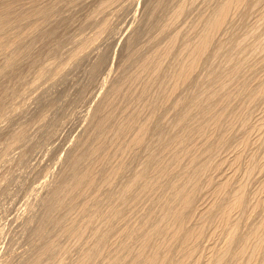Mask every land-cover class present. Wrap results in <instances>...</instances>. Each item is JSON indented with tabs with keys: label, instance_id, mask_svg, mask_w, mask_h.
I'll return each mask as SVG.
<instances>
[{
	"label": "rangeland",
	"instance_id": "374dc122",
	"mask_svg": "<svg viewBox=\"0 0 264 264\" xmlns=\"http://www.w3.org/2000/svg\"><path fill=\"white\" fill-rule=\"evenodd\" d=\"M27 1H29V0H27ZM26 1V3H25V1L23 2V1H21V2H23L24 4H26V5H24L23 6V8H24V10L25 11H23V14H24V12H25V14L27 13V12H30L31 10H29V9H31V7H30V3H28ZM41 1V0H40ZM44 1L45 0H43V3H44ZM49 1H51L50 2V4L52 3V2H54L53 0H49ZM49 1H45V2H47V3H49ZM59 3H56V8L54 9V11L52 10V12H51V14H50V19H48L49 18V16H47L48 18H44L43 17V19L45 20V21H48V22H46V24L45 23H43L44 21H42V19H41V16L39 17V16H37V18L39 17L41 20H39L38 21V19L37 18H35L36 16H32V18H30L29 20H31V21H29L28 19H25L26 21H27V23H26V21L24 22V25L22 26V25H18L19 27H21L22 26V28H20V31H18L19 29H18V27L16 26V27H14L13 29H11L12 31H14V33L12 32V35H11V32H10V34H9V37L10 38H14L15 37V40L17 41V40H19V43H17L16 41H14V39H12V41H10V42H12V44L14 45H12V44H10L9 43V45L10 46H12L11 47V50L9 49L8 50V47H7V49H4V51L6 50V55H5V53H4V51H1V52H3V53H0V264H35V262H36V260H37V258H36V256H38V257H40L39 255H41V257H43L44 255V257L42 258V259H40L42 262H40V263H38V264H57L56 262L57 261H59V259H60V262H63V264H78V262H80L81 261V257H84V255H85V253L83 254L82 252L84 251V252H87V251H89L90 249H92L93 247H94V244H95V242H96V235H95V238H93L94 237V233L95 232H103V231H106L105 229H107L106 228V225H105V223H106V219L108 220L109 218H107L109 215L107 214V213H109V212H107L108 210H110L109 208H111L112 206L111 205H113L114 204V206L116 205V206H118L120 203H123V202H121V201H119L120 200V195L122 194V190L124 189V188H126L128 185H129V183L131 182V181H133V179H134V177L138 174V173H141V172H143V171H146V176L144 177V179L145 178H150L151 176H149V174L150 175H153L152 177V180H154V178L156 177V178H160V176H156V175H154V173H155V171H157V163L156 164H154V161L153 160H149L150 158V155H151V151H156L157 153H154V152H152L153 154L152 155H157L158 153H159V151H160V147H161V145H162V141L160 142V144L158 143V142H156L155 140H156V138H154L155 136L154 135H156V137H157V140L159 139L160 140V138L161 137H163V136H166L165 138L166 139H168V137L170 136V134H171V132H173V131H175V132H177V129H175V126H176V122H174L175 120L177 121V118L181 115V113L184 111V106L187 104V103H189L188 101H189V99H191V101L192 100H194L193 99V97L195 98L196 96V93H202L203 91H205V90H207L208 89V85L209 84H207L209 81L211 82V81H213L212 79H209V81H208V79L206 78L207 77V75L205 76V74H207L206 72H208V73H210V72H214V71H217L218 69H219V71L218 72H220V70L222 71V69L225 67H227L226 65L228 64H226V62H225V65H223L224 64V62L223 61H226V60H228V56H227V51L225 52V45L226 46H228V44L229 45H232L231 47H229L228 46V48H229V50H231L232 48L234 49H237V44L239 45V43L236 41V39H235V37H239V38H241L242 40H243V38L242 37H244V36H246L247 38H249L247 35L250 33L253 37H255V38H253L252 36V38L250 39L249 38V41L251 40V41H253L254 39V43H248V42H245L243 45H239L238 47L241 49V47L240 46H242V48L245 50V52L244 51H242L243 49H241V52H244V54L247 52V54H245V55H247L246 57H245V55L243 54V56L241 55V58L242 59H244V61L242 62L241 60L242 59H237V61H238V63H239V60L241 61L240 63L241 64H243V65H241L242 67H243V69H242V67H241V69H242V74H241V72H240V74L239 75H241V77L239 76V75H237L238 76V78L237 79H235V82L232 84V82H230V84H229V87H231V88H229L230 89V93L231 94H233L232 96L233 97H236L237 98V95L238 96H240L239 97V100H237L236 98H235V100L234 101H236V102H234V104H233V106L232 105H230V108L228 109V112L229 113H232L233 115L236 113L234 110H233V108L237 111L238 109H239V111H240V113H238L239 114V119L236 121V127H234V125H233V127L232 128H234V132H232V134L233 133H235L236 131H237V134H236V136L237 137H235V136H233V135H231V134H225L224 135V133H226L225 131H227L228 129H225L226 128V125L228 126V123H231L229 120H230V118L233 120L232 121V123L234 124L235 122V120L238 118V117H236L235 115H234V117H233V115L232 114H229V113H227L228 115H231L232 117H226L227 119H229V120H227L226 118H224V119H226L227 121H229L228 123L227 122H225L226 120H224V121H222V122H224V123H227V124H224L223 123V125H222V129H223V127H225L224 129H225V131H224V129H223V134L221 133V131H222V129H221V131L218 129V131H214V132H216L215 134V137H213V135H214V132H212L213 130H211V133L209 132V134L208 135H210L211 134V137H213L215 140L217 139V141L219 142V139H220V137H224V139L226 140V142H229L230 143V145L228 146L227 145V143L226 142H224L223 144L224 145H227V146H222L223 148L224 147H226L225 149H223L221 146H219V145H221V144H217V145H215L216 144V142H211V141H209V143L210 144H214L213 145V149H212V146H211V148H209L210 147V145H206L205 146V144L207 143L208 144V141L206 142V139H204L205 140V142L206 143H204V145H201L200 143H202L203 144V140L201 139V138H199L198 139V137H197V139H196V137H195V139L196 140H194V137H193V143H192V139H191V141H190V144H189V147H191L192 145H194V151H192L193 152V154H195L197 151L199 152H203L202 153V155L204 154L205 155V153H206V155H207V151H209L208 149H210V152L208 153V157H207V160L205 159L204 160V158L206 157V156H202V159L204 160V161H207V163H205L206 165L208 164L211 168H215L216 169V166L217 165H219L220 164V166L223 168L222 170L221 169H217V171H219V172H216V173H214L215 171L213 170V169H211V171H209L210 169H209V167H208V171H209V173L211 174L212 173V176H206L207 174H203L204 175V177H205V179H203V178H201V177H203V175H201L200 177H199V179L201 178V180L202 181H204V183L205 184H210V182H211V184L210 185H212L211 186V188H210V186H209V184L207 185V186H209V188H210V190L209 191H205V189L206 188H208L205 184H203V183H201L202 181L201 180H199V188H200V186H202L201 184H203V189L201 190V188H200V190H201V192H200V190H198L197 191V193L196 194H198V192H199V196L198 195H196L197 197V199L195 198V200H194V204L195 205H193L194 206V208L195 209H193V212H192V210H191V212H192V214L190 213V219L188 218V221H192V222H190V223H192V226H191V224H190V227L191 228H196V229H199V227L198 226H200L201 225V221L202 222H206V224H209L210 225V223L212 222V221H214V222H212L213 223V225H212V228H213V230H212V228H210L211 226H209V225H207L208 226V228L206 227V224H205V227H206V229L207 230H203L204 232H205V237L203 236V240L205 241V242H203V240L201 241L200 240V238H199V241H201V242H199L198 243V240L197 241H195L194 242V244L196 245L195 247H197V248H195V249H198L199 248V246H200V248H201V245H202V248L199 250V251H197V250H195V251H192L193 253V256L195 257V256H197V257H195V262H196V260L197 259H199V260H197V262H199V263H201V264H207V261L208 262H210V260H211V258H209V256L211 255V256H213L214 255V251L215 250H213V251H211L212 250V248L214 249V247H218L217 249H219V251H220V248H221V245H222V247L225 245L224 243H225V240H226V237H227V235L226 234H224V233H228V230L226 229V228H224L223 227V225L222 226H220V223L218 224V222H217V220L219 221L220 219H218V217H216V219L217 220H214L215 219V215H213V217L214 218H212V215H211V217H209V218H207V216H208V214H207V216H205L204 215V213L203 212H201V210L202 211H206V210H208V204H210V206L209 207H211V205H213L214 204V202L213 203H211L212 201H214L215 200V196L213 197L212 196V194L213 193H211V191H213V189L214 188H217V187H214L213 186V183L212 182H214V184H215V180H216V183H220L221 184V181L224 179V180H226L227 182L229 181V182H231V183H233L234 182V184H236L235 182V180H237L240 176L246 181V179H247V183L249 184V185H247L246 184V182H241L242 184H243V186H244V183L247 185V187L249 188V190L251 191V192H253L255 189H257V190H255L254 192H253V194L251 193V192H249V190L247 189V187L245 188L246 189V195H248V197L246 196V200L248 201L249 199H250V201H251V198L249 197V196H251V194H252V200H253V198H255V196L258 198V200H262L263 202H264V198H261V197H264V189H262V188H264V169L262 168L263 166H262V164L264 165V161L262 162V160H264V130L263 131H261V128H260V126H259V123H260V120L264 117V96L262 97V95L264 94V93H261V92H264L261 88L263 87V89H264V86L262 85L261 86V83H259V80L261 79V77H262V79L261 80H264L263 78H264V76H262L263 74L262 73H264V72H261V70L263 71L264 70V65H261V64H264V52H262L261 54H259L258 53V51H256L257 52V54H256V56H255V54L252 56V55H250L249 53H251L252 51H250L249 50V48H248V46L249 45H251V47H250V49L251 48H253V44H255V42L258 44V42L259 41H261V42H263L262 41V39L264 40V34H262V32H264V23L263 24H261V26L259 25V24H257V26H256V24H254V22H255V20H256V22L255 23H261V21H264V17H262L263 16V13L262 12H264V8H262V7H264V0L262 1L261 0V2H260V4H258L257 6H259V7H257L256 6V9H253V6L255 5V4H253V6H252V9H253V11L255 12H251L250 14H249V12H248V10H244V12L246 11L247 13H245V14H249L248 16L247 15H245V16H247V17H245V18H242V19H239V17H240V13H243V12H241V11H243V9H244V7L245 6H247L248 5V9L250 8L251 9V7H250V4L251 3H255V2H258L259 0H251V2L250 1H247L248 3H246L247 5H245V6H242V10H240V12L239 13H235V12H237V11H233V13H232V15H234V13L238 16L239 15V17H236V16H233L234 17V21L232 20V16L230 17L231 19H230V23H232V24H229L228 23V21H227V23H228V28H227V26H224V27H226V29L225 28H222V29H225V30H223V31H228L227 32V34L225 33H221V32H223L222 31V29L220 30V32H218L219 33V37L216 35V37H215V42L216 41H221L223 38L225 39H223L220 43H224V51H223V49L221 50V51H223V57H225V56H227L228 58H226V60L225 59H223V57H222V54H221V56H220V54L217 52L218 51V45L220 44H217L216 45V43L214 42V46H212V47H215V45L217 46L215 49H213V48H211V50H210V52H212L211 53V56H209V57H214L213 59H214V61H213V59H212V62H213V64H215L216 62V59H217V57H218V55H219V57H222L220 60L219 59H217V63L219 62V64H222V65H220V66H224L223 68L222 67H220V68H218L219 67V65H217V63H216V67L215 66H213V64L212 63H210V65H209V62L208 61H210L209 60V58H206V59H208L207 61H206V65H204L205 64V61H203L202 62V65H200V69H202V68H204V66H205V68L203 69V70H201V71H205L204 72V74H203V72H201V71H199V70H197V72L194 74V76H197L196 78L197 79H199V81L196 79V81L195 80H193V78H192V80L193 81H191V83L193 82L194 83V85H193V83L191 84V83H189V84H187V85H185L186 86V88L184 87V86H182V89L180 88V90L181 91H179L181 94H179V92L177 91V93L180 95V96H184L185 95V90L184 89H186V92L188 91V93H186V94H188V95H186V98H182V97H180L178 94L175 96L174 94L175 93H170V96H167L169 93V91L171 92V88L169 87V86H172V81H170V79H169V76L171 75L172 76V74H173V72H172V70H176V68L178 67V64L179 63H177V62H180V61H177L176 59V61L177 62H173V64L175 63L176 64V66H175V64H174V66L176 67L175 69H174V66H173V69L171 68L172 66L170 65V61H175L174 59H172V57L170 56V58H168L169 59V62H167V59L165 60L166 61V63H167V65H165L164 63H163V65L166 67V66H168V70L169 69H172L169 73L168 72H165V71H167V70H165V67L163 66L162 68V71H160L159 73H161V77H160V75L158 76V75H154V76H158V78H156L155 77V79H157V81H159L158 83H161V81L162 80H164L165 79V77H166V73H168V74H170L171 72H172V74H170L169 76H168V79H167V82L168 81H170V82H166V80L165 81H162V82H166V84H164V83H161V84H164V85H166V87L165 86H163V87H161L163 90L164 89H166L167 90V94H166V90H160L159 88H160V86H162L161 84H156V86L154 85H152V83L150 82V84H151V86H148L147 85V83L145 82V78H147L148 79V77H149V73L151 74V76H153V71L151 70V69H147L146 71L145 70H143L144 68H143V65L145 64V61L148 59V58H150L149 57V54H150V56L152 55H155V56H160L161 54H162V51H161V53L160 54H158L157 55V52L159 51V50H161V49H159L158 50V48L160 47V48H165V50H166V47L168 46H165L166 44H169V43H167V42H169V37L168 36H172V35H176L177 33H182V35H181V37H180V39L178 40V42H184V45L186 44V45H188V39H190V36H192V32L194 33V34H196V32L198 33V30H199V28L197 27L198 25H199V22H197L196 20H197V18H198V20L200 21V20H202L201 21V23L200 24H202L201 25V29H202V27H203V24L204 23H202L203 22V19H204V13L206 14L205 15V17L207 16V18H208V16H209V18H210V15L212 16L214 13V11L216 10V6H214V5H220V0H153L154 1V3H155V5H156V3L159 1L160 2V4L161 3H164L165 2V4L166 5H164V6H166V7H164L163 6V4L161 5L162 6V8L164 7V11H166V13H165V16H164V14H163V12L164 11H161V13H160V11H158L160 14H157V15H159L158 17L157 16H155V13L157 12V11H154V10H156V8H157V6L159 5H154V7H153V4L154 3H151L152 2V0H121L122 1V3H121V1H119L118 2V0H115V1H117L118 2V4H117V2H116V4H115V8L112 10V8H113V4H112V2H115V1H112L111 2V4H110V7H107L106 9H109V10H106L107 12H103V13H105V14H101V16H100V13H102V12H99V9L100 8H98L97 6H98V1L100 2V0H84V4H83V0L81 1V0H68V2H67V0L65 1V0H62V1H59V0H57ZM75 3L74 5H72V4H68V3ZM78 1H80V3H76V2H78ZM93 1V2H92ZM102 1H105V0H102ZM192 1H194V2H192ZM214 1H215V4L213 5V3H214ZM218 1V2H217ZM222 1L223 0H221V3H222ZM39 2V1H38ZM56 2V1H55ZM82 2V3H81ZM158 2V3H159ZM172 2V3H171ZM186 2L187 3H189L188 5L186 4ZM192 2V3H191ZM206 4H205V3ZM207 2H210V3H207ZM211 2H212V4H211ZM263 2V3H262ZM23 3H16V7L15 8H18V11H17V13H19L20 15L22 14L21 13V10H23V8H21V6H22V4ZM41 3V2H40ZM39 3V4H40ZM47 3H45V5L47 4ZM123 5V6H121V4ZM149 3V4H148ZM181 3V4H180ZM183 3V4H182ZM185 3V4H184ZM191 3V4H190ZM218 3V4H217ZM18 4V5H17ZM21 4V5H20ZM50 4H48V5H46V6H51ZM55 4V3H54ZM59 4V5H58ZM65 4V5H64ZM86 4V5H85ZM125 4V5H124ZM130 4V5H129ZM197 4H198V6H197ZM209 4V5H208ZM20 5V8L21 9H19V6ZM31 5H32V3H31ZM44 4H42V6H43ZM75 5H77V6H75ZM118 5V6H117ZM172 5V6H171ZM182 5H186V6H184V7H188V9L190 10V11H187L188 13H187V15H186V13L184 12V15H182L181 17H182V20L180 19V18H178V19H175V21L177 22L178 20H179V22H172V21H174L173 19V16L171 15V14H173V12H174V8H175V10H176V8H178L179 6H182ZM205 5V6H204ZM261 5H263L262 7H260ZM37 6H40L41 7V4L40 5H38L37 4ZM55 6V5H54ZM65 6L67 7V8H65ZM75 6V7H74ZM148 6V7H147ZM171 6V7H170ZM178 6V7H177ZM193 6V7H192ZM214 7V9H213V7ZM53 7V6H52ZM59 7V8H58ZM61 7V8H60ZM64 7V8H63ZM153 7V8H152ZM167 7H170V8H167ZM200 7H201V9H200ZM63 8V9H62ZM97 8H98V10H97ZM146 8V9H145ZM150 8V9H149ZM161 8V7H160ZM162 8L161 9H159V7H158V9L159 10H162ZM168 10H167V9ZM193 8V9H192ZM209 8H210V11H209ZM218 8V7H217ZM59 9V10H58ZM71 9V10H70ZM153 10V12H154V14L152 15L153 17H150V15H151V13H150V11H152ZM166 9V10H165ZM172 9V10H171ZM187 9V8H186ZM185 9V10H186ZM198 9V10H197ZM206 9V10H205ZM245 9H246V7H245ZM250 9H249V11H250ZM251 9V10H252ZM258 9V10H257ZM17 10V9H16ZM19 10H20V12H19ZM58 10V11H57ZM98 12H97V11ZM149 10V11H148ZM263 10V11H262ZM92 11V12H91ZM100 11H102L101 9H100ZM169 13H168V12ZM206 11V12H205ZM239 11V10H238ZM262 11V12H261ZM94 12H95V15H94ZM97 12V13H96ZM149 12V13H148ZM152 12V13H153ZM190 12V13H189ZM192 12V13H191ZM210 14H209V13ZM257 12H258V14H257ZM52 13H54V14H52ZM145 13V14H144ZM194 13V14H193ZM201 13H202V16H203V18H202V16H201ZM254 13V14H253ZM22 14V15H23ZM28 14V13H27ZM99 16H98V15ZM148 14V15H147ZM166 14H168L167 16H166ZM171 15V17H169L170 15ZM196 14V15H195ZM198 14V15H197ZM209 14V15H208ZM262 14V15H261ZM52 15V16H51ZM90 15V16H89ZM162 15V16H161ZM174 15V14H173ZM242 15V14H241ZM88 16V17H87ZM97 18H96V17ZM107 16H109V17H107ZM146 16V17H145ZM155 16V17H154ZM188 16H189V18H188ZM201 16V17H200ZM244 16V15H243ZM243 16H241V17H243ZM52 17H53V19H52ZM62 17V18H61ZM94 17V18H93ZM149 17H150V20H149ZM161 17H163V19L165 20V22H166V20L168 21V24H169V22H172L175 26H173V27H171V25L170 24H172V23H170L168 26L169 27H171V28H169L170 29V31H169V33H168V31L167 30H169V29H165L166 31H167V36H166V31H165V34H162V33H164V30L162 31L160 28H162V27H164V28H168L167 27V25H164V23L165 22H163V19L161 18ZM166 17H167V19H166ZM171 18V20L169 19V18ZM235 17H236V19H235ZM250 17H251V19H250ZM254 17H255V20H254ZM258 17H259V19L261 20L262 18V20L260 21L259 19H258ZM102 18V19H101ZM118 18V19H117ZM143 18V19H142ZM148 18V19H147ZM153 18L156 20L155 21V23L153 24L152 23V20H153ZM195 18V19H194ZM202 18V19H201ZM207 18H205V21H207L208 19ZM35 19V20H34ZM61 19V20H60ZM83 19V20H82ZM107 19H108V21H107ZM112 19V20H111ZM159 19V20H158ZM162 21H161V20ZM207 19V20H206ZM238 19V20H237ZM247 19V20H246ZM250 19V20H249ZM34 20V21H33ZM37 20V21H36ZM99 20V21H98ZM106 21V22H103V21ZM158 20V21H157ZM170 20V21H169ZM188 20V21H187ZM241 20H242V22H241ZM259 20V21H258ZM31 22H36V23H34V25L35 26H38V28L40 27H44V26H39V23L40 24H42V25H44L45 24V28H46V26H51V28L52 27H54V28H52L53 30H55L54 32L53 31H47L48 32V34H47V32L46 31H44V30H46L45 28H39L41 31L43 30L44 32H36V27L33 25V23L31 24V26H32V28H31V26H30V23ZM53 21H54V24H52L53 23ZM57 21V22H56ZM115 21V22H114ZM147 21H149V22H147ZM183 21H184V23H183ZM186 21V22H185ZM196 21V22H195ZM238 21V22H237ZM250 21V22H249ZM42 22V23H41ZM59 22H61V23H59ZM90 22V23H89ZM103 22V23H102ZM107 22H109L108 23V25H104V26H109L108 28H107V30H105V28L102 26V24H105V23H107ZM191 22V23H190ZM196 23V24H198L197 26H196V24H193V23ZM233 22L235 23L234 25H233ZM239 22H240V24H239ZM247 22V23H246ZM51 23V24H50ZM55 23H56V25L57 26H54L55 25ZM111 23V24H110ZM151 23V24H150ZM180 23V24H179ZM250 23V24H249ZM254 25H253V24ZM22 24V23H21ZM48 24V25H47ZM152 25L151 27H150V25ZM165 24H167V23H165ZM172 24V25H173ZM239 24V25H238ZM242 24V25H241ZM246 24V25H245ZM71 25V26H70ZM84 25H85V27H84ZM124 25V26H123ZM156 25V26H155ZM158 25V26H157ZM190 25V26H189ZM192 25H194V27L192 26ZM226 25V24H225ZM252 25V26H251ZM33 26L35 27V31L34 30H32V29H34L33 28ZM93 26V27H92ZM166 26V27H165ZM176 26H177V28H176ZM180 26V27H179ZM193 27V29H192V31H190V27ZM200 26V25H199ZM57 27V28H56ZM104 28V29H101V28ZM150 27V28H149ZM182 27H184V28H182ZM198 29H197V28ZM245 27V28H244ZM250 27H251V29H250ZM252 27H253V29H252ZM257 29H256V28ZM262 27V28H261ZM28 28V29H27ZM30 28V29H29ZM48 28V30H50V27H47ZM196 28V29H195ZM233 28V29H232ZM242 28V29H241ZM260 28L262 29V31L260 30ZM114 29V30H113ZM140 29V31H138ZM143 29V30H142ZM176 31H175V30ZM185 29H186V31H185ZM201 29L199 30V33H200V31H201ZM232 29V30H231ZM249 29V30H248ZM32 30V31H31ZM93 30H94V32H93ZM98 30H105V31H102V32H100L99 33V31ZM137 30V31H136ZM153 30V31H152ZM159 30V31H158ZM160 30L162 31V32H160ZM203 30V29H202ZM245 30H246V32H245ZM248 30V31H247ZM251 30V31H250ZM253 30V31H252ZM257 32H256V31ZM259 30V31H258ZM34 31V33L36 32V34L34 35V33H32ZM37 31H39L38 29H37ZM92 31V32H91ZM178 31H180V32H178ZM50 32V33H49ZM137 32V33H136ZM160 32V33H159ZM175 32V33H174ZM189 33V34H187V33ZM232 32H233V34H232ZM241 32V33H240ZM243 32V33H242ZM249 32V33H248ZM254 32V34H257V36H254L252 33ZM39 33V34H38ZM45 33V34H44ZM98 33V34H97ZM133 33V34H132ZM152 33V34H151ZM158 33V34H157ZM174 33V34H173ZM185 33V34H184ZM197 34V36H199L200 34ZM201 33H202V31H201ZM258 33L261 35H258ZM31 34V35H30ZM33 34V35H32ZM40 34H42V37H41V35ZM92 34V35H91ZM100 34V35H99ZM159 34H160V36H159ZM161 34H162V38H161ZM223 34V35H222ZM229 34V35H228ZM237 34V35H236ZM245 34V35H244ZM18 35H21L22 36V38H24L23 40H22V38H21V36H19L18 37ZM30 35V36H29ZM104 35V36H103ZM115 35V36H114ZM155 35V36H154ZM164 35V36H163ZM184 35V36H183ZM241 35V36H240ZM243 35V36H242ZM89 36V37H88ZM99 36V37H98ZM134 38V40H133V38ZM222 36H223V38H222ZM226 36V37H225ZM228 36L231 38V37H233L234 39H235V41H236V43H235V41L234 40H230V38L227 40V38H228ZM25 37H27V39H25ZM54 37V38H53ZM95 37H97V38H95ZM167 37V38H166ZM173 37V36H172ZM171 37V38H172ZM184 38V41H180V40H183V39H181V38ZM189 37V38H188ZM192 37H194V38H192ZM191 37V40H190V43L193 45L194 43H195V40L198 38V37H196V35L194 36H192ZM263 37V38H262ZM16 38H18V39H16ZM21 38V39H20ZM45 38H46V40H45ZM80 38V39H79ZM117 38V39H116ZM131 38H132V40H131ZM188 38V39H187ZM219 38V39H218ZM237 39L239 42L240 41H242L241 39ZM259 38H261L260 40H259ZM85 39L86 40H88L89 41V43L87 44V47L86 46H84V45H86V44H83L84 43V41H85ZM95 39H97V40H95ZM151 39V40H150ZM159 41H158V40ZM161 39V40H160ZM164 39H167L166 41L164 40ZM193 39H195V40H193ZM11 40V39H10ZM33 42H32V41ZM92 40V41H91ZM110 40V41H109ZM129 40V41H128ZM138 40V41H137ZM150 40V41H149ZM162 40H164V41H162ZM188 40V41H187ZM259 40V41H258ZM20 41H22L21 43H23V45L22 44H20ZM97 41V42H96ZM156 41H158V42H156ZM191 41H193V43L191 42ZM225 41H228V43H225ZM230 41V42H229ZM245 41H247V40H245ZM258 41V42H257ZM31 42H32V44H31ZM35 42V43H34ZM77 42V43H76ZM86 42V41H85ZM131 42H135L134 44H132ZM139 42V43H138ZM143 42V43H142ZM156 42V43H155ZM177 42V43H178ZM232 42L233 43H235L234 45H235V47L233 46V44H232ZM243 42V41H242ZM137 43V44H136ZM181 43H179L177 46H175V49L177 50V47L181 44ZM190 43H189V45H190ZM218 43V42H217ZM31 44V45H30ZM94 46H93V45ZM127 44V45H126ZM146 44V45H145ZM183 44V43H182ZM240 44H241V42H240ZM246 44V45H245ZM29 45V46H28ZM46 45V46H45ZM119 45V46H118ZM137 45V46H136ZM140 45V46H139ZM157 47H156V46ZM186 45H185V47H186ZM245 45V46H244ZM248 45V46H247ZM10 46H9V48H10ZM17 46H19V50L20 51H22L23 52V49H24V54L22 53V52H20V51H18V52H14V50L15 51H17L18 50V47ZM28 46V47H27ZM61 46V47H60ZM83 46V47H82ZM130 46H131V48H130ZM148 46V47H147ZM246 46H247V48H246ZM34 47V48H33ZM84 47H86V49L84 48ZM127 47H129V48H127ZM139 47V48H138ZM141 47H142V49H141ZM145 47H147V49L145 48ZM182 47V48H181ZM23 48V49H22ZM50 48V49H49ZM73 48V49H72ZM84 48V49H83ZM136 48H138V49H136ZM156 48V49H155ZM179 48H180V50H179V52H181V49L183 50V45H181V46H179ZM228 48H226V49H228ZM238 48V49H239ZM14 49V50H13ZM27 49V50H26ZM32 49V50H31ZM55 49V50H54ZM59 49V50H58ZM75 49V50H74ZM78 49V50H77ZM128 49H130V50H128ZM133 51H132V50ZM141 49V50H140ZM155 49V50H154ZM232 50L233 52V54H239V53H236V51L238 50ZM240 49L237 51V52H240ZM246 49H248V50H246ZM29 50V51H28ZM54 50V51H53ZM70 50V51H69ZM73 50V51H72ZM81 50V51H80ZM149 50V51H148ZM152 52H151V51ZM158 50V51H157ZM162 50H164V49H162ZM252 50V49H251ZM10 51L12 52L11 54H10V57H11V55H14V56H12V58L11 59H9L10 57H9V53H10ZM28 51V52H27ZM36 51H38V52H36ZM78 51V52H77ZM131 51V52H130ZM135 51V52H134ZM146 51V52H145ZM149 53H148V52ZM178 51V50H177ZM177 51H173V53L172 54H178V53H176ZM220 51V52H221ZM234 51H235V53H234ZM255 51V50H254ZM253 51V52H254ZM21 54H20V53ZM27 52V53H26ZM60 52V53H59ZM75 52V53H74ZM83 52V53H82ZM86 52V53H85ZM132 52H134V53H137V52H139V53H137V56H136V58H138V59H136L135 58V55H131V53ZM144 52V53H143ZM164 52V51H163ZM215 52V53H214ZM229 52V51H228ZM253 52H252V54H253ZM79 55V56H76V58H75V55H77V54ZM118 53V54H117ZM142 53V54H141ZM153 53V54H152ZM155 53V54H154ZM218 55H217V54ZM231 53V51H230V54L232 55V57L234 56L233 54ZM255 53V52H254ZM3 54V55H2ZM20 55V57H19V59L21 58V62H20V64L19 65H17L16 66V68H15V65L16 64H11V62H9V61H13L14 59V57H15V59L16 60H14V61H18V56ZM23 54V55H22ZM70 54H71V56H70ZM127 54V55H126ZM130 54V55H129ZM171 54V55H172ZM180 54V53H179ZM210 54V53H209ZM215 54L217 55V57H215ZM226 54V55H225ZM263 54V55H262ZM18 55V56H17ZM25 55V56H24ZM27 55V56H26ZM147 55V56H146ZM229 55V54H228ZM230 55V56H231ZM237 55L235 56V57H237ZM240 55H238V57L240 56ZM7 56V57H6ZM41 56V57H40ZM70 56V57H69ZM73 56V57H72ZM103 56V57H102ZM126 56V57H125ZM131 56V57H130ZM134 56V57H133ZM152 56H151V58H152ZM154 56V57H155ZM172 56H175V55H172ZM248 56L250 57V56H252L251 58H248ZM259 56H261V57H259ZM147 59H146V58ZM176 57H177V55H176ZM237 57V58H238ZM259 57V58H258ZM2 58V59H1ZM5 58V59H4ZM72 58H73V60H72ZM80 58V59H79ZM88 58H89V60H88ZM100 58V59H99ZM139 58H140V60H139ZM175 58V57H174ZM246 58H248V59H246ZM252 58H254V59H252ZM256 58V59H255ZM263 58V59H262ZM9 59V60H8ZM126 59H127V61H126ZM144 59H146L145 61H144ZM172 59V60H171ZM178 59H179V57H178ZM27 60V61H26ZM49 60H50V62H49ZM76 60V61H75ZM131 60V61H130ZM132 60H134V61H132ZM223 60V61H222ZM229 60H231V59H229ZM233 60V62H235L234 61V59H232ZM250 60L253 62H250ZM4 61V62H3ZM130 63H129V62ZM137 61V62H136ZM144 61V62H143ZM164 61V62H165ZM236 61V62H237ZM255 61V62H254ZM27 63V65H26V63ZM47 62V63H46ZM121 62V63H120ZM125 62V63H124ZM127 62H128V64H127ZM211 62V61H210ZM222 62V63H221ZM228 62V61H227ZM232 62V61H231ZM235 62V63H236ZM245 62H246V64H245ZM261 62V63H260ZM9 65H8V64ZM13 63V62H12ZM15 63V62H14ZM18 63V62H17ZM34 63V64H33ZM52 63V64H51ZM74 63V64H73ZM169 63V64H168ZM249 63V64H248ZM50 64V65H49ZM71 64V65H70ZM120 64V65H119ZM132 64H134V65H132ZM141 64V65H140ZM171 64H172V62H171ZM229 64H231L230 63V61H229ZM228 64V67L230 66ZM259 64V65H258ZM7 66L6 67V69H7V73H6V71H4L5 70V67L4 66ZM10 65H12L11 67H9ZM24 65V66H23ZM53 65V66H52ZM132 65V66H131ZM137 65V66H136ZM211 66L212 65V67H210V69H208L206 66ZM232 65H233V63H232ZM231 65V66H232ZM249 65V66H248ZM14 66V67H13ZM46 66H48V67H46ZM77 66V67H76ZM123 66V67H122ZM134 66H136V67H134ZM140 66V67H139ZM218 66V67H217ZM255 66H258V67H255ZM29 67V68H28ZM45 67H46V69H45ZM50 67V68H49ZM82 69H81V68ZM121 67V68H120ZM138 67V69H140L141 67L143 68L142 70L143 71H140L141 72V74H140V72H138L139 73V75L141 76H139L136 72L137 71H139L138 69H134V68H137ZM170 67V68H169ZM249 67V68H248ZM60 68V69H59ZM64 68V69H63ZM207 68V69H206ZM222 68V69H221ZM224 68V69H225ZM230 68V67H229ZM244 68H245V71H244ZM257 68V70L255 71L254 69H256ZM262 68V69H261ZM14 69V70H13ZM16 69V70H15ZM19 69V70H18ZM52 69V70H51ZM249 69V70H248ZM22 70V71H21ZM25 70V71H24ZM43 70V71H42ZM61 70V71H60ZM64 70V71H63ZM163 70H165V71H163ZM210 70H212V71H209ZM227 70V69H226ZM16 73H15V72ZM136 71V72H135ZM148 71H150V72H148ZM228 71V70H227ZM247 71V72H246ZM249 71H251V72H249ZM4 72H5V74H4ZM18 72V73H17ZM23 72V73H22ZM40 74H39V73ZM47 72V73H46ZM61 72V73H60ZM116 72V73H115ZM122 72V73H121ZM136 73V75H138V76H136L135 74V76L134 75H132L133 73ZM175 72V71H174ZM202 73V74H200V73ZM217 72V73H218ZM223 72H226L225 70L223 71ZM244 72V73H243ZM259 72H260V74H259ZM147 73V74H146ZM164 73H165V75H164ZM200 74V78H203V76L205 77V78H203L205 81H206V79H207V83L205 82V81H203V79H202V81H201V79L200 78H198V74ZM246 73H250V74H246ZM3 74V75H2ZM13 74V75H12ZM42 74H44V76L42 75ZM56 74V75H55ZM121 74V75H120ZM130 74H131V76H134L133 78H134V80H132V78H131V76H130ZM211 74V73H210ZM254 74H256V75H254ZM15 75H17V76H15ZM41 75V76H40ZM123 75H129V77L127 76L126 77V79H125V76L123 77ZM146 75V76H145ZM162 75H163V78H162ZM201 75H202V77H201ZM222 75V74H221ZM220 75V77H218V80L220 79L221 81H215V80H217V79H214V81L215 82H217L218 83V85L222 82V83H224L227 79H226V77L224 76V75H222L221 76ZM242 75H244V76H242ZM253 77H252V76ZM260 75V76H259ZM7 76V77H6ZM10 76V77H9ZM13 76V77H12ZM40 78H39V77ZM48 76V77H47ZM102 76V77H101ZM142 76H144V77H142ZM150 76V77H151ZM154 76L153 77H149L150 79H151V81L153 82V84L154 83H156L157 81L156 80H154ZM170 76V77H171ZM225 77V79L226 80H224V77ZM246 76H248V78L246 77ZM58 77V78H57ZM89 77V78H88ZM136 77H139V78H136ZM222 77V78H221ZM250 77V78H249ZM256 77V78H255ZM258 77H259V79H258ZM13 78V79H12ZM127 78H129V80L127 79ZM130 78H131V80H130ZM152 78H153V80H152ZM160 78V80H161V78H162V80L160 81V80H158ZM167 78V77H166ZM195 78V77H194ZM210 78V77H209ZM236 78V77H235ZM246 78V80H244ZM255 78V79H254ZM19 79V80H18ZM51 79V80H50ZM57 79V80H56ZM136 79H139L138 81L136 80ZM257 79H258V81H257ZM38 80V81H37ZM49 80V81H48ZM128 80V81H127ZM137 82H136V81ZM142 80V81H141ZM144 80V81H143ZM149 80V79H148ZM148 80H147V82H148ZM236 80H238V81H236ZM245 81V82H243L244 84H247V85H245V88L248 86V88L250 87V89L252 90V88H253V90L256 92H258V91H260V89L262 90L261 92H259V93H257L258 95L259 94H261V96L259 97L255 92H254V94L251 92V91H249L248 90V88H247V90L249 91V95L247 94V95H242L241 96V88L243 87L244 88V84L242 83V81ZM261 80H260V82H261ZM43 81V82H42ZM155 81V82H154ZM198 81V82H197ZM229 81V80H228ZM126 82H127V85L128 86H130V87H128L127 85H121V84H126ZM129 82V83H128ZM139 82V83H138ZM142 82V83H141ZM145 83V85L148 87L147 88V91H148V96H147V93H144V89H146V86L145 85H143L144 83ZM148 82V83H149ZM253 84H252V83ZM262 82H264V81H262ZM100 83V84H99ZM134 83V84H133ZM136 83V84H135ZM169 83H170V85H169ZM197 83H199V85L197 84ZM201 83H203L204 85H206V87H207V89H206V87H205V90H204V88H203V86L201 85ZM214 83V82H213ZM212 83V84H213ZM42 84V85H41ZM142 84V85H141ZM149 84V85H150ZM199 86V87H201V90H202V88H203V90L201 91H199L198 92V90L197 91H195V89L198 87L197 85ZM211 84V83H210ZM215 85H217L216 83H214ZM241 84H243V85H241ZM255 84V85H254ZM258 84L260 85V87H258ZM263 84V83H262ZM53 85V86H52ZM55 85V86H54ZM115 85L118 87V88H122V89H120V91L116 94L115 92H114V87H115ZM121 85V86H120ZM132 85H134V86H132ZM157 85L159 86V87H157ZM168 85V86H167ZM189 85H190V88H191V85H192V87L194 86H196L195 88H194V91L195 92H193L192 91V89L193 88H189ZM201 85V86H200ZM213 86V85H209V88L211 87L212 88V90L214 89V87H216V86ZM232 85V86H231ZM250 85V86H249ZM39 86V87H38ZM138 86V88H136ZM139 86H140V88H139ZM142 86L144 87L143 89H142ZM154 88H153V87ZM213 86V87H212ZM242 86V87H241ZM34 87V88H33ZM48 87V88H47ZM112 87V88H111ZM117 87H115V88H117ZM149 87H151L150 88V91H151V89L154 91V89H155V87H156V89H157V92H158V94H157V92H156V90H155V95L153 94V91H151L152 92V94H153V96H156L157 97V95L158 96H160L161 97V95L163 96V94H165V96H163V100H164V98H168L169 97V99H170V97L171 96H175L174 97V99H175V101H174V99H173V97H171V99H173L172 101L174 102L173 104H176L177 102H180V101H185L184 99H186V100H188L187 101V103H185V105H183V106H181V109H182V107H183V111H181L180 110V108L178 107H176L177 108V111H176V109H174L175 107H174V105H172L173 107H171V109H170V106H169V104H171L172 103V101H171V99H170V101H169V99L166 101V99L164 100L165 101V103L167 104V103H169L167 106H168V108H167V106H165V109H167L169 112H170V110L171 111H173L174 110V112H173V115H172V120H174L173 122H172V120L170 121V120H166V118H169V117H167V116H171V114H169L168 115V111L166 110L165 111V109H164V104L165 103H162V97H161V100H160V97H159V99L157 100V99H153L154 101H152V95H151V93L149 92ZM199 87L197 88V89H199ZM218 87V86H217ZM234 87V88H233ZM128 88V89H127ZM210 88V89H211ZM105 89V90H104ZM126 91H125V90ZM130 89V90H129ZM135 89V90H134ZM136 89H138V90H136ZM168 89H169V91H168ZM210 89H209V91H210ZM236 89V90H235ZM239 89V90H238ZM6 90V91H5ZM129 90V91H128ZM141 92H140V91ZM252 90V91H253ZM122 91V92H121ZM136 91V92H135ZM146 91V92H147ZM4 94H3V93ZM96 92V93H95ZM112 92H114V93H112ZM143 92V93H142ZM190 92H191V94L192 93H194V95H191L190 94ZM206 92V91H205ZM208 92V91H207ZM236 92V93H235ZM252 94H251V93ZM38 93H40V94H38ZM120 93H124V94H120ZM126 93V94H125ZM137 93H139V95H141V94H144V96H146L145 98L144 97H139V95L137 96H134V98L135 97H139L138 99L137 98H135V100L134 99H132V98H130V95H135V94H137ZM149 93H150V96H149ZM184 95H183V94ZM8 94V95H7ZM10 94V95H9ZM109 94H113V95H109ZM117 95V97L115 96V95ZM146 94V95H145ZM160 94V95H159ZM172 94V95H171ZM197 94V95H198ZM199 94V95H200ZM234 94H235V96H234ZM256 94V95H255ZM167 96V97H166ZM178 96H179V99L181 98L182 100H180L179 101V99H178ZM190 96V98H187V97H189ZM191 96H193V97H191ZM245 96V97H244ZM7 97V98H6ZM89 97V98H88ZM107 97V98H106ZM114 97H115V99H114ZM131 97H133V96H131ZM149 97V98H148ZM262 97V99H261V101H260V98ZM144 98V101L142 100ZM247 99L246 101L248 102V100H250L248 103L247 102H245V100L244 99ZM254 98H258V100L257 99H254ZM106 99H107V102H105L106 101ZM109 99H113V100H109ZM119 99V100H118ZM129 99V100H128ZM148 99H150V100H148ZM242 99V100H241ZM16 100V101H15ZM109 100V101H108ZM123 100V101H122ZM138 100H140V101H142V102H144V103H142V102H138ZM146 100V101H145ZM149 102H148V101ZM160 100V101H159ZM255 100V101H254ZM60 101V102H59ZM190 101V102H191ZM232 101H233V99H232ZM242 101H244V102H242ZM3 102H5V104L3 103ZM17 102H19V103H17ZM117 102L119 103V105L117 104ZM120 102H121V104H120ZM138 102V103H137ZM162 103V105H161V103ZM250 102L252 103V105L250 104ZM253 102H255V103H253ZM260 102V103H259ZM42 103V104H41ZM107 103V104H106ZM114 103V106L112 105ZM122 103H124V105H122ZM130 103V104H129ZM132 103V104H131ZM140 103V104H139ZM149 103V104H148ZM154 103V104H153ZM156 103H158V104H156ZM159 103H160V105L162 106H160L159 105ZM183 103V104H184ZM233 102H231V104H232ZM242 103H243V105L245 104L246 105V103H247V106L250 104V108L249 107H247V106H245L246 108H247V110H246V108H244V107H242L243 105H242ZM108 104H110V105H108ZM133 104H139V106H135V105H133ZM150 104H152V107L155 105L156 107H158L159 108V106H160V109H159V112H157L158 111V109H157V111H155V112H157V115L155 114V112H154V109L156 110V107H153V108H151V106H150ZM256 105V106H254V105ZM100 105V106H99ZM109 107H111L112 108V111L111 112H109L110 111V107L108 108L107 106ZM126 105V106H125ZM132 105V106H131ZM147 105V106H146ZM157 105H159V106H157ZM96 106V108H94ZM104 106V107H103ZM134 106V107H133ZM233 108H232V107ZM238 106V107H237ZM252 106V107H251ZM259 106V107H258ZM106 107H107V109L108 110H106ZM240 107H242V108H240ZM114 108V109H113ZM146 108V109H145ZM148 108V109H147ZM173 108V109H172ZM102 109V110H101ZM119 110V113L117 112L118 110ZM140 109V111H138V112H133V110H139ZM150 109H151V111H150ZM162 109V110H161ZM164 109V110H163ZM186 109V108H185ZM80 110V111H79ZM97 110H100V111H97ZM116 110V111H115ZM161 110V111H160ZM178 110L180 111L179 113H177L178 112ZM241 110L242 111H244V113L243 112H241ZM256 110V111H255ZM102 111H103V114L101 115V113H102ZM120 111H121V113L122 114H124L125 112H126V115L124 114V117H125V119H126V116H127V114H128V116L129 117H127V122L129 121V119L131 120L132 118V120H131V123H130V126H132V125H134V126H132V127H130L129 128V124H125V123H127V122H124L123 120H125L124 119V117H123V115H122V117H121V115H120ZM122 111H124V112H122ZM142 111V112H141ZM144 111H145V114H143L144 113ZM146 111H147V113H149V111L150 112H152V114L154 113L155 114V117L157 116H161V118H164V116H165V118L164 119H161L160 118V122L159 121H157L156 119H157V117L156 118H154V114L153 115H151L150 113H149V115L146 113ZM162 111L163 112H165V114L164 113H162ZM232 111H234V112H232ZM255 111V112H254ZM257 111H258V114H257ZM54 112V113H53ZM100 112V113H99ZM107 112V113H106ZM118 113V116H117V113ZM238 112V111H237ZM245 112H247L246 114H245ZM83 113V114H82ZM110 114V116L112 117V114H113V117H115V118H111L110 116H109V114ZM116 113V114H115ZM137 113H139V116L140 117H143V118H140V117H138V114ZM140 113H142V114H140ZM171 113V112H170ZM196 113V112H195ZM194 113V116H197V117H195V118H197V120H200V119H202L203 117L201 116V114H200V111H197V113L195 114ZM245 114V116H244V120L245 121H247L249 118V120L247 121V123L246 122H243V123H241L242 125H240V122H241V120L240 119H242L243 120V115ZM252 113V114H251ZM256 113V114H255ZM79 114V115H78ZM105 114V115H104ZM106 114H108V115H106ZM240 114H241V117L242 118H240ZM249 114V115H248ZM260 114V115H259ZM88 115V116H87ZM100 117H99V116ZM103 115H104V117L105 116H109V119L111 118V121H107V124H106V126H105V130H103L102 129V131L100 130V128L98 127L99 125H97L98 124V120H101V119H103L104 117H103ZM115 115V116H114ZM146 115V116H145ZM174 115H175V117H174ZM179 115V116H178ZM199 115V116H198ZM227 115V116H228ZM248 115V116H247ZM256 115V116H255ZM259 115V116H258ZM263 115V116H262ZM8 116V117H7ZM90 116V117H89ZM97 116V117H96ZM148 116V117H147ZM151 116V117H150ZM159 116V117H160ZM163 116V117H162ZM193 116V117H194ZM12 117V118H11ZM98 117L100 118V119H98ZM146 117V118H145ZM159 117H158V119H159ZM200 119H199V118ZM236 117V119L234 120V118ZM252 117H253V119H252ZM262 117V118H261ZM123 118V119H122ZM135 118L136 119H138V120H135ZM148 118V119H147ZM155 119V120H153V122L154 121H157V123L155 124V123H153V122H151V131L154 129V128H152L153 127V124H155V126H158L157 127V129L155 128L151 133H149V138H148V136H147V138L148 139H145V140H149V141H145L144 143H143V145H141V146H138V147H135L134 145H132V147L134 146L135 147V149L137 150H135L134 148H129V147H131V145L129 144V143H131V142H129L130 140H128V138L129 139H131L132 141H133V136L134 135H136V133H137V128H138V126H139V123H140V125H141V123L143 124V122L145 123V122H147L148 120H150V119ZM112 119H117V121H116V124L115 123H113V121L114 120H112ZM143 120V122H142V120ZM252 119V120H251ZM258 119V121H256ZM10 120V121H9ZM45 120V121H44ZM161 120H162V124H163V126H164V128H163V126L161 125ZM165 120H166V122L167 121H169V122H167V124L166 125H164L165 124ZM194 121H192V122H194V123H197V120L196 119H193ZM196 120V121H195ZM204 119H202V121H203ZM240 120V121H239ZM243 120V121H244ZM126 121V120H125ZM135 121V122H134ZM139 121H141V122H139ZM239 121V122H238ZM250 121V122H249ZM251 121H252V123H251ZM262 121H264V118L262 119ZM261 121V123H263ZM3 122V123H2ZM115 122V121H114ZM119 122V123H118ZM133 122H134V124H133ZM160 124H159V123ZM198 122H201V120L200 121H198ZM109 123H111V126L113 125V127H111L110 126V124ZM136 123V124H135ZM138 123V124H137ZM170 123H172V124H170ZM231 123V124H232ZM246 123V124H245ZM257 123V124H256ZM261 123H260V125H261ZM94 124V125H93ZM118 124H120V126L121 127H125V128H127L126 130L124 129V133L123 132H119V128H120V126L118 125ZM132 124V125H131ZM158 124V125H157ZM168 124H170V125H172V127H168L167 125ZM254 124V125H253ZM256 124V125H255ZM96 125V127H94ZM225 125V126H224ZM230 125V124H229ZM244 125V126H243ZM245 125H249V126H246V128H245ZM263 125V124H262ZM261 125V126H262ZM115 126V127H114ZM127 126V127H126ZM240 126V127H239ZM253 128H255V129H253ZM92 127H93V131H95V133L93 132V131H91L92 130ZM137 127V128H136ZM162 127V130L164 129V131H166L165 129H167V127L170 129L169 131H166V133L164 132V131H162L161 129H159V128H161ZM229 127V126H228ZM241 127L243 128H245L246 130H244V128L242 129V130H240L241 129ZM98 128V129H97ZM110 128H112L111 130H110ZM113 128H116V129H114L113 130ZM132 128V130H131V132L132 131H134V132H130V130H128V129H131ZM171 128H172V130H171ZM211 129H212V127H210ZM232 128H231V130H232ZM249 128V130H247ZM260 128V129H259ZM135 129H136V131H135ZM262 129H264V126L262 127ZM101 132V133H99V131ZM115 130H118V132H119V134L121 135V137L119 136V139H121L120 140V142L118 141V138L117 139H115L114 140V143H113V145L115 144V142L117 141V144H115L114 145V149H112L113 148V146L111 147V142H110V144L111 145H109V143H108V140L110 141L111 140V138L110 137H116L117 135H113V132L115 131ZM160 130H161V132H160ZM230 130V131H231ZM240 130V131H239ZM250 130H251V134H247V133H250ZM262 132V134H263V139H262V135H261V132ZM86 131H88V132H86ZM97 131V132H96ZM111 131H112V133H111ZM126 131H129V133L127 132L126 134H130V136L127 138V136L128 135H125V132ZM154 131H156V132H154ZM158 131V132H157ZM229 130L227 131V132H229V133H231ZM239 131V132H238ZM245 131H246V133H245ZM256 131V132H255ZM258 131H259V133H258ZM24 132V133H23ZM91 132V133H90ZM163 132L165 133V135L163 134ZM170 132V133H169ZM218 132V133H217ZM17 133V134H16ZM20 133H22L21 135H23V137H22V139L23 140H21V137L19 136V134ZM48 133V134H47ZM89 133V134H88ZM114 133H116V131L114 132ZM123 133V134H122ZM156 133V134H155ZM168 133V134H167ZM244 135H243V134ZM96 134H98L97 136H96ZM103 136H101V135ZM118 134V133H117ZM213 134V135H212ZM219 134V135H218ZM222 134V135H221ZM253 134V135H252ZM257 134H258V136H257ZM259 134H260V136H259ZM15 135V136H14ZM94 136V138H92L93 136ZM112 135V136H111ZM131 135H132V137H131ZM153 135V136H152ZM157 135H163V136H161L160 138L157 136ZM167 135H169V136H167ZM174 135V134H173ZM173 135H171V137L173 136ZM226 135H228V136H226ZM229 135H231V136H229ZM243 135V136H242ZM247 135H249V137H250V139L252 140H248V138L249 137H247ZM252 137H251V136ZM106 136V137H105ZM240 136V137H239ZM15 137V138H14ZM17 137H18V139H17ZM85 137L87 138L88 137V139H85ZM95 137H97V138H95ZM100 137V138H99ZM118 137V136H117ZM126 137V138H125ZM131 137V138H130ZM170 137V138H171ZM235 137V138H234ZM242 137V138H241ZM246 137V138H245ZM254 137H256L255 139H253ZM154 138V139H153ZM164 138V139H165ZM169 138V139H170ZM232 138V139H231ZM258 138H261V141L258 139ZM20 139V140H19ZM97 139H100V140H102V141H100V140H97ZM104 139H106V140H104ZM152 141H151V140ZM227 139H228V141H227ZM235 141H234V140ZM244 141H242V140ZM246 139H247V142H246ZM256 139H258L259 141H257ZM19 140V141H18ZM80 140V141H79ZM95 140H97V141H95ZM126 140L128 141V142H126ZM154 140V141H153ZM162 140V139H161ZM198 140V141H197ZM215 140H213L212 139V141H215ZM254 140H255V142H254ZM11 141H13V142H11ZM16 141V142H15ZM57 141V142H56ZM196 141V142H195ZM237 141V142H236ZM240 141H242V142H240ZM259 142V145H260V142L262 143L260 146L258 145V143L257 142ZM90 142H91V144H90ZM98 142H100V143H98ZM107 142V143H106ZM146 142H148V143H146ZM153 142V143H152ZM217 142V143H218ZM236 142V143H235ZM246 142V143H245ZM14 143V144H13ZM16 143V144H15ZM83 143V144H82ZM95 143H96V145H95ZM101 143H103L102 145H101ZM121 144V145H119V144ZM159 145H158V144ZM192 143V144H191ZM235 143V144H234ZM238 143H245V144H247L248 146H249V148H248V146H246V145H243L244 146V148H245V146L247 147V149L245 148V150H243V148L240 146V144H238ZM252 143L253 144H255L256 143V145H254V146H252ZM14 146H13V145ZM105 144V145H104ZM132 144V143H131ZM201 145L203 148H204V151H203V149H202V147H200V149H199V147L197 146V145ZM222 144V145H223ZM251 144V145H250ZM19 145V146H18ZM81 147H80V146ZM95 145V146H94ZM100 147H99V146ZM117 145H119L120 147H121V149H118V148H120L119 146H117ZM156 145L157 146H159L158 147V149H155L154 148V146L156 147ZM196 145V146H195ZM199 145V146H200ZM237 147H236V146ZM18 146V147H17ZM94 146V147H93ZM102 146V147H101ZM103 146H104V148H103ZM124 146H125V148H124ZM129 146V147H128ZM207 147V148H205V147ZM215 146V147H214ZM240 146V147H239ZM251 146V147H250ZM257 146V147H256ZM75 147V148H74ZM85 147V148H84ZM107 147V148H106ZM109 147H111V150H115V152L117 151V156H116V158H115V156H111V155H113L114 154V151L112 152V153H110V152H108V150H110L109 149ZM118 147V148H117ZM142 149H141V148ZM148 147V148H147ZM189 147H188V150H191V149H193L192 147L189 149ZM217 147H219V148H221V149H223V150H220V149H217ZM231 147H233V148H231ZM84 148V149H83ZM88 148V149H87ZM92 148V149H91ZM95 148H96V150H95ZM99 148V149H98ZM101 148V149H100ZM105 150H103V149ZM196 148V149H195ZM238 148V149H237ZM241 148V149H240ZM83 149V150H82ZM92 151V154H90L91 153V151ZM133 149V150H132ZM139 149V150H138ZM141 149V150H140ZM154 149V150H153ZM216 149V150H215ZM228 149H230V150H228ZM234 151H236V152H234ZM239 149L240 150H243L244 152H239V153H241L240 154V156L241 155H243V158L241 157L240 158V165H239V162H238V160H239V155H238V157H236V154H237V152L239 151ZM255 149V150H254ZM78 150V151H77ZM88 150V151H87ZM99 150H101V151H99ZM119 150V151H118ZM133 152H132V151ZM135 150V151H134ZM207 150V151H206ZM215 150V154L216 153H218V152H216V151H218L219 150V152L220 153H222V154H220L219 156V158H218V156L216 155V158H218V159H216L215 157H214V153L212 152V151H214ZM233 151V153H232V151ZM238 150V151H237ZM252 150H253V153H252ZM262 150V151H261ZM14 151V152H13ZM77 151V152H76ZM87 151V153H85V152ZM96 151V152H95ZM98 151V152H97ZM122 151V152H121ZM130 151V152H129ZM145 151V152H144ZM148 151V152H147ZM222 151H224V152H222ZM225 151H226V153H225ZM228 151V152H227ZM229 151H231V152H229ZM247 151V153H245ZM259 151V152H258ZM81 152H84V153H81ZM90 152V153H89ZM108 152V154H107V156L105 155V153H107ZM120 152V153H119ZM123 152H125V153H123ZM191 152V151H190ZM191 152V153H192ZM80 154L81 153V155L80 156H78V154ZM89 153V154H88ZM100 153V154H99ZM102 153V154H101ZM109 153H110V155H109ZM132 153V154H131ZM144 153V154H143ZM149 153H150V155H149ZM213 153V156L211 155V154ZM224 153V154H223ZM229 153L231 154V156L230 157H228L229 156ZM236 153V154H235ZM238 153V154H239ZM243 153V154H242ZM255 153V154H254ZM75 154H77V155H75ZM84 154H86V155H84ZM94 154V155H93ZM98 154V155H97ZM104 154V156H102ZM124 156H123V155ZM127 154V155H126ZM136 154V155H135ZM168 154V153H167ZM165 155V154H162V159L166 162L165 164V166H167V167H171L172 166V164H173V158L170 156V155ZM170 154V153H169ZM198 154V153H197ZM195 155L196 157L197 156H199V157H201V155H200V153L198 154V155ZM226 154V155H225ZM228 154V155H227ZM234 156H233V155ZM245 154H246V156H245ZM253 154V155H252ZM262 154V155H261ZM70 155V156H69ZM83 155V156H82ZM92 155V156H91ZM108 155L109 156H111V157H114L115 159H109L110 157H108ZM118 155H120V156H118ZM122 155V156H121ZM151 155V156H152ZM211 155V156H210ZM223 155V156H222ZM250 157H249V156ZM252 155V156H251ZM74 156V157H73ZM76 156H77V159H76ZM86 156V157H85ZM89 156V157H88ZM98 156H100V157H98ZM130 156V157H129ZM168 156H170L171 158H169V159H167L168 158ZM189 156V155H188ZM194 156V155H193ZM194 156V157H195ZM256 157V159L254 158V157ZM81 158L82 160H78V158ZM85 157V158H84ZM90 157H92V158H95V159H92V158H90ZM103 157V158H102ZM146 157V158H145ZM211 157L212 158H215V159H212V160H214V163L216 164V162H217V164L216 165H213V163L211 164V162L210 161H212L211 160ZM223 157H225V158H223ZM232 157V158H231ZM236 157V159L238 158V160H236V159H234V160H236V162H237V164H236V162H235V164L232 166V168L234 169V167H236L237 169H232V168H230L231 167V164H232V160H233V158H235ZM84 158V159H83ZM101 158L102 159H105V162H106V160L107 159H109V161L111 160V161H113V162H111L110 161V163H109V161H108V164H110V166H107V163H105L103 160H101ZM117 158H118V160H117ZM122 158V159H121ZM126 158V159H125ZM148 158V159H147ZM187 157H184V163H182L183 165L185 164V161H187V163L185 164L186 166L188 165V163H189V165H190V162H189V159H186ZM198 158V157H197ZM208 158L210 159V161H208ZM229 160H228V159ZM247 158V159H246ZM249 158H251L252 160H254L255 159V161L257 160H259V162L260 163H262V164H259V168H261L260 170L262 171L263 170V172H259L260 170H259V168L258 167H256V171H257V168H258V170L259 171H257V172H259L260 173V175H259V173H257L256 171H255V167H253L255 164H257V163H254V161H253V163H254V165H252V160L251 159H249ZM19 159V160H18ZM99 159H100V161H99ZM121 159V160H120ZM124 159V160H123ZM131 159V160H130ZM134 159V160H133ZM202 159H200L202 162H200L199 164H203V160ZM225 159V160H224ZM227 159V160H226ZM242 159H244L243 161H242ZM249 159V160H248ZM260 159H262V160H260ZM73 160L74 161H76L75 162V164L73 163ZM87 162H86V161ZM99 162H98V161ZM116 162H115V161ZM216 160H218V161H216ZM219 160H221V163H219L220 161ZM222 160L223 161H226V163L224 164V162L222 163ZM247 160V161H246ZM82 161V162H81ZM101 161H103V162H101ZM119 161V162H118ZM121 161V162H120ZM162 161V160H161ZM163 161V162H164ZM197 161V160H196ZM249 161H251L250 163H249ZM81 163V165H79L80 163ZM115 162V163H114ZM141 162V163H140ZM146 162V163H145ZM198 162H199V158H198ZM197 162V163H198ZM227 162H230L229 164L227 163ZM241 162H243L244 164H250V166L252 165V167L254 168V170L252 169V167L250 168V166H249V168H247V169H249L250 170V172L252 171V173H250V175L251 174H253L254 172L253 171H255V173H254V175H253V177H249L250 175H249V172H247L248 170L245 168V167H247L246 165H242V167H240V169L241 170H239V166H241ZM76 163L79 165L78 167L76 166ZM84 163V164H83ZM87 163V164H86ZM95 163V164H94ZM96 163H102V164H106V167L104 166H102V165H99V166H102V167H100V168H98L97 166H96ZM123 163H124V165H123ZM171 165V166H169V164ZM234 163V162H233ZM61 164V165H60ZM74 164V165H73ZM91 164V165H90ZM164 164V163H163ZM168 164V165H167ZM222 164V165H221ZM223 164L225 165L224 167H223ZM227 164V165H226ZM73 165V166H72ZM112 165V166H111ZM116 165V166H115ZM207 165V166H208ZM229 165H230V167H229ZM262 167H261V166ZM76 166V167H75ZM83 166V167H82ZM120 166V167H119ZM125 166V167H124ZM140 166V167H139ZM213 166V167H212ZM219 166V167H220ZM74 167L77 169V170H75L74 171ZM93 168V170H94V173H95V179H96V185H94V187L93 188H87V186L85 185V184H82L84 187H85V189H84V187L82 188V189H80V192H79V189H78V193H76V192H73V191H71L69 188H71L72 189V187H73V185H72V183L73 182H75L76 181V179L75 178H77L80 174H79V172L80 173H82L83 172V170H86V169H88V168ZM115 169L114 171H110V170H113V168ZM116 167V168H115ZM118 167H119V170H118ZM139 167V168H138ZM220 167V168H221ZM227 167H229L230 169H227ZM125 168V169H124ZM183 168H187L188 169V166L187 167H183L182 165H181V167H179V168H177V169H179L180 170V172H181V174L180 173H178L177 171H179V170H176L175 172H173V174H172V176L170 177V179L171 180H169V182H175V181H178L177 179H179L180 178V180H185V177H183V175L186 173V171L183 169ZM190 168V167H189ZM217 168H218V166H217ZM74 171V173L76 174H73L72 172V170ZM82 171H80V170ZM83 169V170H82ZM125 171H124V170ZM133 169H135V170H133ZM138 169V170H137ZM233 171H232V170ZM244 169V170H243ZM79 170V171H78ZM117 170V171H116ZM191 170V169H190ZM231 170V171H230ZM236 170V171H235ZM238 170V171H237ZM245 170H247V171H245ZM76 171H78V173L76 172ZM110 171V172H109ZM119 171V172H118ZM136 171H138V172H136ZM140 171V172H139ZM192 171V170H191ZM191 171H188V173H190ZM224 171V172H223ZM228 171H229V174H230V176H228L229 174H228ZM242 171H244V172H242ZM72 174H71V173ZM100 172L102 173V174H100ZM114 172H118V173H123L122 175L121 174H114ZM129 172V173H128ZM132 172V173H131ZM248 174V177H247V174ZM188 173H186L185 174V176H186V178L187 177H189L188 176ZM208 173V172H207ZM208 173V175H210ZM216 175H214V174ZM219 175H218V174ZM223 173V174H222ZM226 173V174H225ZM236 173L239 175H236ZM256 173H257V176H255L256 175ZM79 174V175H78ZM108 174V175H107ZM156 174V173H155ZM177 174H180V175H177ZM190 174H192V173H190ZM189 174V175H190ZM220 174H222L221 175V177H220ZM246 174V175H245ZM262 174V175H261ZM107 175V176H106ZM110 175H113V176H111V177H114V175H116V178L113 180L111 177H110ZM157 175H158V173H157ZM243 175H244V177H243ZM74 176V177H73ZM75 176H77V177H75ZM108 176L111 178L110 179V181H113L112 183H113V185H111V182L110 181H107L108 179ZM131 176V177H130ZM134 176V177H133ZM148 176V177H147ZM226 176L227 177H231L232 176V178H230V179H232V180H230V179H228V178H226ZM259 176V177H258ZM263 176V177H262ZM62 177V178H61ZM64 177V178H63ZM120 177V178H119ZM122 177V178H121ZM174 177V178H173ZM208 177H209V179H210V181H208L207 179H208ZM213 178V180H211L212 178ZM216 177H218V181H217V178ZM220 177V178H219ZM240 177V178H241ZM72 178H74L73 179V181H72ZM106 178V179H105ZM131 178V179H130ZM221 178H223L222 180H220ZM234 178V179H233ZM241 178V179H242ZM255 178V179H254ZM259 178H263L262 180L261 179H259ZM105 179V180H104ZM140 179L142 180L141 182L144 184V182L146 181V179H145V181H144V179L142 178V176L140 177ZM175 179V180H174ZM241 179H238L237 180V184L236 185H233L234 187L235 186H238V182H240V180ZM248 179H249V181H248ZM75 180V181H74ZM78 180V179H77ZM102 180H104V182L105 181H107V183H109V184H107L106 186H104L105 184H104V182L103 183H99V181L100 182H102ZM150 180V179H149ZM151 180V181H152ZM160 180H163V178L161 179L160 178ZM164 180H167V179H165L164 178ZM223 180V181H224ZM244 180H242V181H244ZM67 181V182H66ZM69 181V182H68ZM119 181V182H118ZM121 181V182H120ZM144 181V182H143ZM148 181V180H147ZM222 181V182H223ZM47 182V183H46ZM98 182V183H97ZM140 182V183H141ZM166 182V181H165ZM169 182H166L165 183V185H163L162 186V188L163 189H159V190H161L162 191V193H160L159 192V190L157 191V192H155L156 194H157V196H156V194H154V193H151V195H147L149 198H148V201H147V198H145V200H143L144 199V194L143 195H141V192H142V190H141V187L143 186L142 185V183L140 184V189L137 187V186H135V191L134 192H137L136 193V195H139V193H140V197L139 198H143L142 200L141 199H137L136 197V199H137V201H136V199L134 200L133 199V197H134V195L132 196V197H130L132 200H134V202L133 203H135V205L136 206H138V207H136V206H134V204L133 203H131V200H130V198H128L127 200L129 201V204L128 205H133V206H129L130 208H128L129 210L132 208V207H134V208H132V209H135V207L137 208V209H135L136 211L135 212H138L139 210H140V212H141V209H142V212H143V208H144V204H145V208H144V212L145 213H142V216H144V218H145V214L146 213H148L149 211H150V209L152 208L153 209V206H154V209L152 210L153 212H157L158 210V214L160 215V209H162V208H159L158 210H157V207H161L160 205H161V202L159 203L158 201L160 200V201H162V199L164 198H162V199H159L158 200V198H160L159 196L162 194L163 196H165V194H166V196L168 197V196H170V195H168V194H170V183ZM208 182V183H207ZM259 182V183H258ZM70 184L69 186L70 187H64L66 184ZM169 183V184H168ZM263 183V184H262ZM64 184V186H63V188H61L62 187V185ZM98 184H101V188H99V185ZM162 184H164V181L162 182ZM168 184V186H169V188L166 186ZM218 184H215V186L217 185V186H219ZM242 184H240V185H242ZM251 184V185H250ZM259 184V185H258ZM59 185V186H58ZM102 185L104 186V187H102ZM205 185V186H204ZM245 185V186H246ZM97 186V187H96ZM121 186V187H120ZM164 186H166V189L168 188L169 189V191L168 190H164L165 189V187ZM231 186H232V184H231ZM232 186V187H233ZM244 186V187H245ZM82 187V186H81ZM80 187V188H81ZM108 187V188H107ZM119 187V188H118ZM257 187V188H256ZM45 188V189H44ZM66 188V189H65ZM208 188V189H209ZM63 189V190H62ZM69 189V191H71V193L73 192L74 193V196H73V194H71V193H69V191H67V193H66V190H68ZM98 189V190H97ZM101 189H104V190H101ZM138 189H139V192H138ZM207 189V190H208ZM231 189V188H230ZM235 189V190H234ZM232 188V192L234 193V191H236L237 190V188ZM254 189V190H253ZM42 190V191H41ZM47 190V191H46ZM59 190H62L63 192H64V190H65V195H62V191L60 192ZM77 190V189H76ZM84 190V191H83ZM141 190V191H140ZM75 191V190H74ZM88 191V192H87ZM205 191V192H204ZM214 191H215V189H214ZM213 191V192H214ZM259 191V192H258ZM53 192H55V193H53ZM59 192V193H58ZM158 192H159V195H158ZM209 193V194H211V195H208L207 197L205 196L204 197V195H202V194H205V195H207L206 193ZM231 192V191H230ZM228 193V195L229 194H231V193ZM257 192H258V195H257ZM32 193V194H31ZM63 193V194H64ZM69 193V194H68ZM97 195H96V194ZM232 193V194H233ZM248 193H250V194H248ZM254 193H256V195H254ZM262 193V194H261ZM60 194V195H59ZM66 194L67 195H72V198H71V195H70V197L69 198H71L72 200H68L69 198L66 196ZM83 194V195H82ZM232 194L230 195L231 197H232ZM57 195H59V196H57ZM75 195H77V196H75ZM78 195H79V197H78ZM154 196L155 198H154V200L153 199H151V198H153V197H151V196ZM161 195V196H162ZM200 195H202V196H200ZM227 195V198L229 197ZM65 196V197H64ZM116 196V197H115ZM146 195H145V197H147ZM165 196V197H166ZM58 197H60V198H58ZM62 197H64V198H62ZM67 197V198H66ZM96 197H97V200H96ZM110 197V198H109ZM117 198V199H115V198ZM119 197V198H118ZM138 197V196H137ZM213 197V198H212ZM73 198H75L76 199V201H75V199H73ZM111 198H113V200L114 201H118V202H115V203H113L114 201L111 199ZM210 198H212L211 200H210ZM257 198H255L254 199V201L255 200H257ZM261 198V199H260ZM62 199L64 200V202H63V204H62ZM112 200V202H110L111 200ZM149 199H151V201L149 200ZM165 199H167V198H165ZM165 199H163V200H165ZM210 200V202L208 203V201H206V200ZM231 199V198H230ZM230 199H228L229 201H230ZM61 200V201H60ZM80 200V201H79ZM91 200V201H90ZM227 200V199H226ZM225 200V204L228 202V201H226ZM67 201L69 202H72V203H68L67 204ZM79 201V202H78ZM92 202L89 206V208H87L86 210H83V214L80 212L82 209H81V207H80V205L82 206V202ZM128 201H127V203H128ZM143 202V203H141V202ZM202 201H205V202H202ZM217 201V200H216ZM224 201V200H223ZM223 201H220L221 203H222V205L224 206L225 204L223 203ZM247 201H245V203L247 202ZM250 201H248L247 202V204H251V203H249ZM253 201V202H254ZM42 202V203H41ZM66 202V203H65ZM76 202H78L77 204H76ZM111 203V205H110V207H107V205L109 206V204L108 203ZM120 202V203H119ZM139 203L138 205L136 204V203ZM156 202H158V204L156 203ZM253 202H252V204L251 205H253ZM82 203V204H81ZM100 203V204H99ZM106 203V204H105ZM116 203H119V204H116ZM125 203H126V201H125ZM127 203L126 204H122V205H120L121 206V210H123L122 209V207H124L123 205H125V207L124 208H126V210H127ZM205 203V204H204ZM216 203V202H215ZM221 203H220V206H221ZM257 203V202H256ZM261 203V205L263 204L261 201H259L258 202V205ZM141 204H142V207H141ZM150 204H151V206H150ZM228 204V203H227ZM53 205V206H52ZM59 205V206H58ZM60 205H62V206H60ZM84 205V204H83ZM153 205V206H152ZM251 205H246L245 204V206H249V207H247V208H249V209H247V210H250L249 212L246 210V208H245V206H244V208H243V210H245V212L244 213H241V212H243V210H241L240 212H239V210L238 211H235L236 213L237 212H239L240 214H241V216L239 215V214H237V215H239L237 218H246L243 222H248V221H250V222H248V224L249 225H251V226H253L252 224H260V222H262L263 220H260L263 216H264V208H262V206H259L260 208H262L261 210H260V208L258 207V206H256V207H258V208H255V209H253L252 207L254 206V205H256L255 204V202H254V205L252 206V207H250ZM50 208H49V207ZM67 208H66V207ZM140 206V207H139ZM149 206V207H148ZM207 206V207H206ZM263 207H264V205H263ZM55 208V209H54ZM66 208V209H65ZM69 208V209H68ZM108 208V209H107ZM114 208H116V207H114ZM118 209H119V207H117ZM116 208V209H117ZM149 210H148V209ZM206 210H205V209ZM253 209V211H256V209H257V211H256V214L258 213V216L257 215H252L251 217H250V215H251V213L253 214V212H252V209ZM33 209V210H32ZM68 209V210H67ZM78 209V210H77ZM145 209H147L148 210V212H147V210H145ZM204 209V210H203ZM259 209V210H258ZM78 211V212H80V214L79 213H77V212H75V211ZM102 210V211H101ZM125 210V209H124ZM124 210L122 211L123 212V214L126 212V210H125V212H124ZM85 211H86V213H85ZM96 211H100V213L102 212V214H103V212H104V217L106 218H104V220H103V217H101V216H98L100 213H98L97 212V214H96ZM131 211V210H130ZM129 211V212H130ZM196 211V212H195ZM209 211V210H208ZM262 211V212H261ZM67 212H70V213H67ZM89 212H91V213H89ZM95 212V213H94ZM134 212V211H133ZM152 212V213H153ZM164 212V211H163ZM207 212V211H206ZM205 212V213H206ZM251 212V213H250ZM259 212L261 213L260 215H259ZM68 215H67V214ZM77 213V214H76ZM85 213V214H84ZM127 214H128V211L126 212ZM125 213V214H126ZM202 213V214H201ZM208 213V212H207ZM235 213V214H236ZM245 213H250L249 215H248V217H250V218H254V219H257V220H252V219H247V217H246V214ZM255 213V212H254ZM70 214H72V216L70 215ZM102 214H100V215H102ZM125 214H124V216L123 217H125ZM126 214V218H127V216H129L126 220L128 221H125V219L123 218V220L125 221V222H127V223H125V228L128 226V225H126V224H128V223H130L132 220L131 219H133V221H132V223H131V225H134V226H136V223H137V221H141V219L140 218H142V216L140 217V218H137L138 217V213L137 214H132V212H131V214H132V216L134 217V218H137V219H139V220H137V219H134L133 217H131V214L129 213L128 215ZM149 214V213H148ZM148 214H146V215H148ZM198 214V215H197ZM232 214H234V212L232 213ZM38 215V216H37ZM69 216V217H71L72 219H70V218H68L67 216ZM79 215V217H74V216H78ZM96 216L95 217V220H96V218L98 219L99 217L102 219L101 221H100V218H99V223L101 224V223H103L102 225H103V227L105 228H103L102 227V225L100 226V229H98V227H99V223L98 222H96V225H94L93 224V231H95L94 233H93V231H91L92 229L91 228H89V229H86V228H88V225H87V221L85 222V225H87V227L86 226H82V224H81V222H84L87 218H89L90 216ZM135 215V216H134ZM140 215H141V213H140ZM139 215V216H140ZM156 215V214H155ZM159 215H156L157 217L159 216ZM162 216L160 217V219L163 217V213L161 214ZM193 217H192V216ZM201 215V216H200ZM205 216L206 217V219L204 220L203 218H202V216ZM245 215V216H244ZM89 216V217H88ZM137 216V217H136ZM152 216V217H151ZM156 216H154V214H150V217L151 218H155ZM197 216V218L195 219V217ZM216 216H218L217 214H216ZM235 215H233L232 216V220H231V223H233V217H234ZM257 216V217H256ZM148 217H149V215L147 216V218H145V219H147L148 220ZM150 217H149V220L148 221H150ZM201 217V218H200ZM204 217V218H205ZM67 218V220H65V219ZM75 218H76V220L77 219H79L80 221H78L77 220V222H76V220H75ZM144 218H142L143 220L142 221H144ZM236 218V217H235ZM234 218V219H235ZM240 218V219H241ZM242 218V219H243ZM70 219V220H69ZM73 219L75 220V223H74V221H73ZM159 219V220H160ZM198 219H199V221H198ZM201 219V220H200ZM204 221H203V220ZM208 219H209V221H208ZM210 219H211V221H210ZM213 219V220H212ZM240 219L238 220V222L237 223H239V221H240ZM241 219V220H242ZM263 219V218H262ZM82 220H84V221H82ZM129 220H130V222H129ZM136 220V221H135ZM154 220H157V222L155 221V223H158V218H156V219H154ZM248 220V221H247ZM254 221L253 223H251L252 221ZM259 220H260V222H259ZM36 221V222H35ZM71 221V222H70ZM103 221V222H102ZM123 221V222H124ZM141 221V222H142ZM152 221H153V219H151V223H152ZM199 222L198 224V226L196 225L197 224V222ZM217 222V225H219V226H217L216 225V222ZM235 221V220H234ZM237 221V220H236ZM235 221V222H236ZM60 222V223H59ZM67 222V223H66ZM117 222H120V224H122L121 223V220L120 221H117ZM117 222H115V223H117ZM138 222V226L141 224V223H139ZM194 222H196V223H194ZM208 222V223H207ZM241 223H239V224H241L242 225V228H241V226H240V232L241 233H243L244 231L242 230L243 229V227H246V226H248V224L246 225V226H244V224L245 223H243L242 221H240ZM258 222V223H257ZM65 225H64V224ZM98 223V224H97ZM135 223V224H134ZM142 223H144V222H142ZM150 223V222H149ZM211 223V224H212ZM214 223H215V225L217 226V227H219L220 229H221V227H223V229L224 230H226V232H224V230L222 231V229L220 230V229H218L220 232L219 233H217L215 230H216V227H214ZM58 224V225H57ZM72 224H74V225H77L80 229H82V236H80V238L82 239H75V238H77L76 237V235H73V236H75V238L74 237H72V233L71 232H73V230H74V226H71ZM119 224V223H118ZM120 224L119 225H117V224H112V227H115V226H117V228L119 229L120 227ZM124 224V223H123ZM153 224H154V222H153ZM188 224V223H187ZM235 224V223H234ZM55 225V226H54ZM84 225V224H83ZM130 224H129V226H131ZM76 226V227H77ZM124 226H121V229H119V231H118V233L120 232V230H122V229H124L123 227ZM188 228H189V226L188 225H186ZM197 226V227H196ZM202 226V225H201ZM201 226H200V229H201ZM256 225H254V227H255ZM73 227V228H72ZM77 227V228H78ZM86 227V228H85ZM89 227H92V226H89ZM249 227V226H248ZM247 227V228H248ZM94 228H95V230H94ZM203 228V227H202ZM215 228V229H214ZM247 228L245 229V232L247 231ZM66 229V230H65ZM112 229H115V228H112ZM117 229V230H118ZM250 229L251 230H253L254 228H252V227H250ZM55 230V231H54ZM89 230V231H88ZM251 230H249V228H248V232L249 231H251ZM64 231V232H63ZM114 230H112L111 231V233L109 234V236H110V239L112 238H116V239H118V242H120L122 239L121 238H123L122 237V235H120V233L118 234L117 232H116V229H115V231L113 232ZM210 231V232H209ZM214 231L216 232V235H214L215 233H214ZM243 231V232H242ZM51 232V233H50ZM113 232V233H112ZM50 233V234H49ZM93 233V234H92ZM114 233H116V234H114ZM214 233V234H213ZM113 234V235H112ZM204 233H202V235H203ZM210 234V235H209ZM217 234H219V235H217ZM244 234V233H243ZM66 235V236H65ZM224 235H225V237H224ZM62 236V237H61ZM71 236V237H70ZM93 236V237H92ZM112 236V237H111ZM119 236V237H118ZM208 236V238H206ZM210 236V237H209ZM212 236V237H211ZM219 236V237H218ZM222 236H223V238H222ZM166 237H168V236H166ZM214 237V238H213ZM43 238V239H42ZM163 237H160V240H159V242L160 243H163V241L161 240ZM211 239V241H210V239ZM218 238V239H217ZM221 238V239H220ZM224 238H225V240H224ZM108 239H109V237H108ZM111 239V240H112ZM119 239H121L120 241H119ZM124 239L125 238H123V240H122V242H123V244L125 243V241H124ZM141 239H143V237H138L136 240H138L139 241V244H136V243H138V241L136 242V240L135 239H133L132 240V243L130 242L129 244L131 245V246H133V247H131L132 248V250H131V248H130V251L129 250H124L125 252L126 251H128V252H132L131 254H134L133 256L131 255L130 256V258L132 259L134 256H135V253L134 252H136L138 249H137V247H140L141 246V242H143V241H140ZM165 239V238H164ZM167 239V238H166ZM169 239V238H168ZM168 239H167V241H168ZM206 239H208V241L206 240ZM213 239H215L216 240V242H215V240L213 241ZM59 240V241H58ZM70 240V241H69ZM74 240H76L75 242H74ZM126 240V239H125ZM221 240V241H220ZM56 241V242H55ZM69 241V242H68ZM72 241V242H71ZM79 241H80V243H79ZM117 240H115L114 241V239H113V242L112 241H109L108 240V242L110 243V245L109 244H107L108 246H106V247H108L109 248V251H108V249H106L105 250V253H103L104 255L106 254V256L108 257V262H107V260H106V258L105 259H103L104 258V255L102 256V255H100V256H98L97 258H95L94 260H96V259H98V261L96 260V262H98L97 264H108L109 263V261L111 260V259H113L114 258V256L116 255V254H118V253H116L117 252V250L119 249V247L120 246H122V242H120V246L119 247H115V246H118L119 245V243L118 244H115V245H113L114 246V250L116 251H110V250H113V249H110L111 247H109V246H112L111 245V243H117L116 242ZM133 241H135L134 242V244H133ZM170 241V240H169ZM168 241V242H169ZM210 241V242H209ZM79 243V244H77V243ZM167 242V243H168ZM208 242H209V244L211 243L212 245H209L208 244ZM220 242V243H219ZM50 243H52V245L50 244ZM70 243H72V244H70ZM73 243H76L75 245H74V247H73ZM166 242H164V244H165ZM167 243L165 244V245H167ZM203 243V244H202ZM216 243V244H215ZM222 243V244H221ZM67 244V245H66ZM84 245V247L82 248V246ZM128 244V245H129ZM192 244H193V242H192ZM192 244L191 245H189V247L191 246V248H192ZM193 244V245H194ZM214 244V245H213ZM221 244V245H220ZM224 244V245H223ZM50 245V246H49ZM79 245V246H78ZM137 245V247H135ZM173 245H175L174 247H175V249H177V252L176 251H174L173 252V248H171V251L170 252H172V253H170V254H173L174 253V256L173 255H171L170 257H172L173 256V259H172V262L173 261H180L182 258H180V257H178L177 258V256H176V254L178 253V255L179 254H181L182 255V257L184 258L185 257V255H184V253H185V251L183 250V248H182V245H180L179 244V246L177 247V245L178 244H173ZM199 245V246H198ZM208 245V246H207ZM216 245H218V246H216ZM50 248H53V249H56L55 250V253L53 252L54 250H51V253H53V254H51V253H49V252H47V250L45 251V249H50ZM57 246V247H56ZM66 246H68L69 247V250H67L68 249V247H66ZM76 246V247H75ZM89 246V247H88ZM61 247V248H60ZM72 247V248H71ZM77 247H78V249H77ZM86 247V248H85ZM181 247V248H180ZM210 247H211V249H210ZM236 247V246H235ZM113 248V247H112ZM117 248V249H116ZM121 248V247H120ZM194 248V247H193ZM204 248H206V249H204ZM209 248V249H208ZM63 249V250H62ZM81 249V250H80ZM134 249H135V251H134ZM174 249V250H175ZM181 249V251H180V253H179V251L178 250H180ZM216 249V250H217ZM73 250V251H72ZM121 250H122V252H124L123 251V249H120V251H119V255H120V252H121ZM184 252H183V251ZM190 250H193V249H190ZM202 250H203V252H202ZM211 251V252H208L207 253V251ZM56 251H57V253H56ZM61 251V252H60ZM62 251H65V252H62ZM70 251V252H69ZM78 251V252H77ZM106 251H108V252H110V253H108V252H106ZM134 251V252H133ZM206 251V252H205ZM47 252V253H46ZM72 252V253H71ZM113 252L114 253H116L115 255L113 254ZM128 252H126V253H122L121 255H125V256H127V257H129L128 256ZM182 252V253H181ZM196 252V253H195ZM197 252H200V253H198L197 254ZM217 252H218V250H217ZM39 253V254H38ZM42 253V254H41ZM66 254V255H64V254ZM80 253V254H79ZM82 253V254H81ZM114 255L111 259H110V256H112V254ZM195 253V254H194ZM201 253H203L204 254V258H203V254L201 255ZM210 253V254H209ZM216 253V252H215ZM79 254V255H78ZM207 254V256H205ZM123 255V256H124ZM200 255V256H199ZM55 256H56V258L58 259H56L55 258ZM81 256V257H80ZM101 256L103 257V258H101ZM105 256V257H106ZM124 256V257H125ZM176 256V257H175ZM180 256V255H179ZM201 256H202V258L205 260H202L201 259ZM36 259H35V258ZM121 257V256H120ZM123 257V258H124ZM194 257L192 258L193 259V261H194ZM122 258V257H121ZM130 258H128V259H130ZM177 258V259H176ZM191 258V257H190ZM190 258H187V259H190ZM206 258L208 259L207 261H206ZM246 258V257H245ZM244 258V259H245ZM259 260L258 261H256L257 262V264L258 263H264V262H261L260 260H261V258H263L264 259V254L262 255V257H260V255H259ZM35 259V261H33ZM45 259V260H44ZM47 259V260H46ZM176 259V260H175ZM263 259H262V261H263ZM55 260V261H54ZM57 260V261H56ZM83 260V259H82ZM94 260H92L93 261V263L92 264H96V262H94ZM105 260V261H104ZM126 260H127V258H126ZM185 260V258L184 259H182V261H184ZM191 260V259H190ZM227 260H231V261H225V262H223V264H234L235 263V261L234 260H232V258L231 259H227ZM51 261V262H50ZM128 261H130V260H128ZM128 261H125L126 262V264H129V263H127ZM188 261L189 260H185L184 262L185 263H188ZM237 261V260H236ZM246 262L247 261H249V259H247L246 258V260H245ZM32 262H34V263H32ZM37 262H39V260L37 261ZM75 262V263H74ZM111 262H112V260H111ZM194 262V263H195ZM195 263V264H199V263ZM238 262H239V260L237 261V264H238ZM256 262H255V264H256ZM59 263V262H58ZM81 263V262H80ZM174 263V262H173ZM193 263V264H194ZM243 264V263H245V262H239V264ZM37 264V263H36ZM59 264H62V263H59ZM125 264V263H124ZM188 264H192L191 263V261H189V263ZM209 264V263H208ZM247 264H252L251 262H248Z\"/></svg>",
	"mask_w": 264,
	"mask_h": 264
},
{
	"label": "bare ground",
	"instance_id": "6f19581e",
	"mask_svg": "<svg viewBox=\"0 0 264 264\" xmlns=\"http://www.w3.org/2000/svg\"><path fill=\"white\" fill-rule=\"evenodd\" d=\"M21 1H25V3H26V1L27 0H0V53H3V52H1V51H4V49H7V47H8V50L10 49L11 50V47L12 46H10L9 45V43L10 44H12V42H10V41H12V39H14V41H16L15 40V37L14 38H10L9 37V34H10V32L12 31L11 29H13L14 27H18V31H20V28H22V26L24 25V22L26 21L25 19H30V18H32V16H36L35 18H37V16H41V19H42V21H44L43 23H45L46 24V22H48V21H45L44 19H43V17L44 18H48L47 16H49V18L48 19H50V14H51V12H52V10L54 11V9L56 8V3H59L57 0H53L54 2H52L51 4H50V2L51 1H49V0H47V1H49V3H47V2H45L44 1V3H43V0H29V1H27L28 3H32V5H31V3L29 4L30 5V7H31V9H29V10H31L30 12H27L26 14H25V12H24V14H23V11H25L24 10V8H23V6L24 5H26V4H24L23 2H21ZM39 1V2H38ZM56 1V2H55ZM59 1H62V0H59ZM66 1V0H65ZM71 1V0H70ZM69 1V2H70ZM82 1V0H81ZM95 1V0H94ZM112 1H115V0H105V1H102V0H100V2L98 1V8H100L102 11H100V9H99V12H102V13H100V16H101V14H105V13H103V12H107L106 10H109V9H106L107 7H110V4H111V2ZM119 1H121V0H118V2ZM126 1V0H125ZM182 1V0H181ZM185 1V0H184ZM199 1V0H198ZM247 1H250L251 2V0H223L222 1V3H221V0L219 1L220 2V5L218 4V5H214L215 4V1H214V3H213V5L214 6H216V10L214 9V7H213V9L215 10L213 13V15L211 16L210 15V18H209V16H208V18H207V16L205 17V13H204V19H203V22L202 23H204L203 24V27H202V29H201V25L202 24H200L201 23V21L202 20H198V18H197V22H199V25L198 24H196L195 22L193 23V24H196V26L199 28V30L201 29V31H202V33H201V31H200V33H199V30H198V33L200 34L199 36H197V32H196V34H194L193 32H192V36L194 35H196V37H198L196 40L195 39H193V40H195V43L192 45L191 43H190V40H191V37L192 36H190V39H188L187 41H188V45H186V47H185V45H184V38L182 37L181 39H183V40H180V41H184V42H178V40L180 39V37H181V35H182V33L180 32V31H178V32H180V33H177L176 35H172V36H168L169 37V42H167V43H169V44H166L165 46H167L166 47V50H165V48H158V50L159 49H161V50H157L158 52H157V55L158 54H160L161 53V51H162V54L159 56H155V55H151L152 56V58H151V56H150V54H149V57L150 58H146V59H144V61H145V64L143 65V68L141 67L140 69H138V67L137 68H134V69H138L139 71H135L138 75H139V73L138 72H140V71H143V70H147V69H151L152 71H153V76L154 75H160V77H161V73H159L160 71H162V67L164 66L163 65V63L165 64V65H167V63H166V59H167V62H169V59L168 58H170V56L172 57V59H176L177 61H180V62H177L176 60L175 61H170V65L172 66H174V64H173V62H177V63H179L178 64V67L176 68L175 66H176V64H175V66H174V69L176 68V70H172L173 69V66L171 67L172 69H167L168 68V66H164L165 67V70H167V71H165V70H163V71H165V72H170L171 70H172V72H173V74H172V72L170 73V74H172V76L170 75V74H168V73H166L168 76H169V79H170V81H172V83L170 82V81H168V82H170L171 84H172V86H169L170 88H171V92L169 91V89H168V95L167 96H170V93H175L174 95L176 96L178 93H177V91L179 92V91H181L180 90V88L182 89V86H184L185 88H186V86L185 85H187V84H189V83H191V81H193V80H195L196 81V77L197 76H194V74L197 72V70H199V71H201V70H203L204 68H205V66H204V68H202V69H200L199 67H200V65H202V62L203 61H207L208 59H206V58H209V60L211 61H208L209 62V65H210V63H212L213 64V62H212V59L214 58H212V57H209V56H211V53L212 52H210V50H211V48H213V49H215L217 46V44H219L224 38H223V36H222V40L219 42V41H216L215 42V37H216V35L218 36L219 35V33L218 32H220V30L222 29V28H225L226 29V27H224V26H227V28H228V23L229 24H232V23H230L233 19H234V17L233 16H236V17H239V15H240V17H239V19H242V18H245V17H247L251 12H254L253 11V9H256V6L258 5V4H260V2H261V0H259L258 2H255L254 0V2L255 3H251L250 4V7H251V9H252V6H253V4H255L254 6H253V9L251 10L250 8V11H249V9L247 8L248 7V5L246 4V3H248ZM263 1V0H262ZM41 2V3H40ZM67 2H68V0H67ZM83 2V4H84V0L82 1ZM81 2V3H82ZM93 2V1H92ZM96 2V1H95ZM116 2L117 1H115V2H112V6H113V8H112V10L115 8L114 6H115V4H116ZM118 2H117V4H118ZM159 2V1H158ZM156 3V5H158L157 6V8H156V10H154V11H160V13H161V11H164L163 9H164V7H166V6H164V5H166L165 4V2L164 3H161L160 4V2L159 3ZM192 2H194V1H192ZM191 2V3H192ZM218 2V1H217ZM249 2V3H250ZM16 3H23L22 4V6H21V8H23V10H21V13L23 14H19V13H17V11H18V8H15L16 7ZM41 4V7L40 6H37V4L38 5H40ZM45 3H47L46 5H48V4H50L51 6H46L45 5ZM55 3V4H54ZM77 4L78 3H80V1H78V2H76ZM121 3H122V1H121ZM120 3V4H121ZM151 3H154V1L152 0V2ZM172 3V2H171ZM190 3V4H191ZM205 3V2H204ZM207 3H210V2H207ZM248 3V4H249ZM258 3V4H257ZM263 3V2H262ZM42 4H44L43 6H42ZM68 4H72V5H74L73 3H68ZM123 4V3H122ZM121 4V6H123ZM149 4V3H148ZM163 4V8H162V5ZM181 4V3H180ZM183 4V3H182ZM185 4V3H184ZM186 4L188 5L189 3H187L186 2ZM206 4V3H205ZM211 4H212V2H211ZM18 5V4H17ZM21 5V4H20ZM20 5L18 6L19 7V9H21L20 8ZM55 5V6H54ZM59 5V4H58ZM65 5V4H64ZM86 5V4H85ZM125 5V4H124ZM130 5V4H129ZM154 5H155V3L153 4V7H154ZM155 5V6H156ZM209 5V4H208ZM245 5H247V6H245ZM252 5V6H251ZM53 6V7H52ZM75 6H77V5H75ZM74 6V7H75ZM111 6V7H112ZM118 6V5H117ZM172 6V5H171ZM170 6V7H171ZM184 6H186V5H182V6H177L178 8H176V10H175V8H174V12H173V14H171L172 16H173V20L174 21H172L171 20V15L169 16V17H171V18H169L173 23L174 22H176L175 21V19H178V18H180L182 15H184V12L186 13V15H187V11H190L189 9H188V7H184ZM189 6V5H188ZM197 6H198V4H197ZM205 6V5H204ZM242 6H245L246 7V9H245V7H244V9H243V11H241V12H243V13H240L238 16L236 15L237 13H239L240 12V10H242ZM263 5H261L260 7H262ZM110 7V8H111ZM148 7V6H147ZM152 7V8H153ZM158 7H159V9H161L162 8V10H159L158 9ZM161 7V8H160ZM170 7H167V8H170ZM193 7V6H192ZM218 7V8H217ZM257 7H259V6H257ZM59 8V7H58ZM61 8V7H60ZM64 8V7H63ZM62 8V9H63ZM65 8H67L66 6H65ZM98 8H97V10H98ZM166 8V9H167ZM187 8V9H186ZM262 8H264V7H262ZM17 9V10H16ZM106 9V10H105ZM146 9V8H145ZM150 9V8H149ZM165 9V10H166ZM186 9V10H185ZM193 9V8H192ZM200 9H201V7H200ZM59 10V9H58ZM57 10V11H58ZM71 10V9H70ZM96 10V11H97ZM152 10V9H151ZM168 10V9H167ZM172 10V9H171ZM198 10V9H197ZM206 10V9H205ZM239 10V11H238ZM244 10H248V12H249V14H245V13H247L246 11L244 12ZM258 10V9H257ZM149 11V10H148ZM156 12L155 13V16H159V15H157V14H160L159 12ZM209 11H210V8H209ZM233 11H237V12H235L234 13V15H232V13H233ZM263 11V10H262ZM261 11V12H262ZM19 12H20V10H19ZM92 12V11H91ZM98 12V11H97ZM96 12V13H97ZM153 12V10L152 11H150V13H151V15H150V17H153L152 15L154 14V12ZM168 12V11H167ZM206 12V11H205ZM211 12V11H210ZM149 13V12H148ZM165 13H166V11H164L163 12V14H164V16H165ZM169 13V12H168ZM190 13V12H189ZM192 13V12H191ZM209 13V12H208ZM255 13V12H254ZM253 13V14H254ZM263 13V16L262 17H264V12H262ZM52 14H54V13H52ZM145 14V13H144ZM162 14V13H161ZM194 14V13H193ZM210 14V13H209ZM208 14V15H209ZM242 14V15H241ZM257 14H258V12H257ZM94 15H95V12H94ZM98 15V14H97ZM148 15V14H147ZM168 14H166V16H167ZM196 15V14H195ZM198 15V14H197ZM244 15V16H243ZM245 15H247V16H245ZM262 15V14H261ZM52 16V15H51ZM90 16V15H89ZM99 16V15H98ZM154 16V17H155ZM162 16V15H161ZM201 16H202V13H201ZM200 16V17H201ZM232 16V20L230 21V17ZM241 16H243V17H241ZM38 17V18H39ZM88 17V16H87ZM96 17V16H95ZM107 17H109V16H107ZM146 17V16H145ZM150 17H149V20H150ZM183 17V16H182ZM182 17L180 18L181 20H182ZM236 17H235V19H236ZM37 18V19H38ZM62 18V17H61ZM94 18V17H93ZM97 18V17H96ZM162 19H163V17H161ZM188 18H189V16H188ZM202 18H203V16H202ZM201 18V19H202ZM205 18H207L206 20L207 21H205ZM248 18V17H247ZM33 19V18H32ZM31 19V20H32ZM40 18L38 19V21L39 20H41ZM52 19H53V17H52ZM102 19V18H101ZM118 19V18H117ZM143 19V18H142ZM148 19V18H147ZM156 19V18H155ZM154 18H153V20H152V23L154 24L155 23V20ZM166 19H167V17H166ZM195 19V18H194ZM250 19H251V17H250ZM249 19V20H250ZM258 19H259V17H258ZM263 19V18H262ZM261 19V20H262ZM25 20V21H24ZM31 20H29V21H31ZM35 20V19H34ZM33 20V21H34ZM61 20V19H60ZM83 20V19H82ZM112 20V19H111ZM159 20V19H158ZM157 20V21H158ZM161 20V19H160ZM169 20V21H170ZM238 20V19H237ZM247 20V19H246ZM254 20H255V17H254ZM260 20V19H259ZM258 20V21H259ZM260 20V21H261ZM24 21V22H23ZM28 21V22H29ZM37 21V20H36ZM99 21V20H98ZM107 21H108V19H107ZM151 21V20H150ZM162 21V20H161ZM188 21V20H187ZM227 21H228V23H227ZM234 21V20H233ZM236 21V20H235ZM234 21V22H235ZM57 22V21H56ZM103 22H106L105 20L103 21ZM102 22V23H103ZM115 22V21H114ZM147 22H149V21H147ZM163 22H165V20L163 19ZM172 22H169V24L170 23H172ZM177 22H179V20L177 21ZM176 22V23H177ZM186 22V21H185ZM233 22V25L235 24ZM238 22V21H237ZM241 22H242V20H241ZM250 22V21H249ZM255 22H256V20H255ZM254 22V24H256V26H257V24H259L260 26H261V24H263L264 23V21H261V23L259 22V23H255ZM263 22V23H262ZM22 23V24H21ZM26 23H27V21H26ZM30 23V22H29ZM33 22H31L30 23V26H31V24H32ZM34 23H36V22H34ZM34 23H33V25H34ZM42 23V22H41ZM42 23V24H43ZM49 23V22H48ZM59 23H61V22H59ZM90 23V22H89ZM108 23L109 22H107V23H105V24H102V26L105 28L106 26H104V25H108ZM165 23H167V24H165ZM164 23V25H167V27L168 28H164V27H162V28H160L161 30L163 29L164 30V33H162V34H165V31L167 30V29H169V28H171V27H173V26H175L173 23V25L172 24H170L171 25V27H169L170 25L168 24V21L166 20V22ZM183 23H184V21H183ZM191 23V22H190ZM247 23V22H246ZM22 25L21 27H19L18 25ZM42 24H40L39 23V26L41 25V26H44L43 28H45V24L44 25H42ZM51 24V23H50ZM52 24H54V21H53V23ZM111 24V23H110ZM151 24V23H150ZM149 24V25H150ZM180 24V23H179ZM226 24V25H225ZM239 24H240V22H239ZM238 24V25H239ZM250 24V23H249ZM253 24V23H252ZM253 24V25H254ZM48 25V24H47ZM169 25V26H168ZM242 25V24H241ZM246 25V24H245ZM35 26V25H34ZM33 26V28L34 29H32V30H34L35 31V27L39 30V31H37V29H36V32H44V31H55V30H53L52 28H54V27H52L51 28V26H46V30H40L39 28H38V26H35L34 27ZM54 26H57L56 25V23H55V25ZM71 26V25H70ZM110 26V25H109ZM109 26H107L106 28H105V30H107V28L109 27ZM124 26V25H123ZM152 25H150V27H151ZM156 26V25H155ZM158 26V25H157ZM190 26V25H189ZM193 27H194V25H192ZM190 27L191 29H190V31H192V29H193V27ZM252 26V25H251ZM47 27H50V30H48V28ZM84 27H85V25H84ZM93 27V26H92ZM149 27V28H150ZM166 27V26H165ZM180 27V26H179ZM196 27V28H197ZM31 28H32V26H31ZM42 28V29H43ZM57 28V27H56ZM101 28V27H100ZM104 28H101V29H104ZM176 28H177V26H176ZM182 28H184V27H182ZM195 28V29H196ZM197 28V29H198ZM245 28V27H244ZM256 28V27H255ZM262 28V27H261ZM260 28V30L262 31V29ZM28 29V28H27ZM30 29V28H29ZM109 29V28H108ZM166 29V30H165ZM172 29V28H171ZM225 29H222V31L223 30H225ZM233 29V28H232ZM231 29V30H232ZM242 29V28H241ZM250 29H251V27H250ZM252 29H253V27H252ZM257 29V28H256ZM11 30V31H10ZM14 30V29H13ZM31 30V31H32ZM105 30H98L99 31V33L100 32H102V31H105ZM114 30V29H113ZM143 30V29H142ZM160 30V32H162ZM175 30V29H174ZM194 30V29H193ZM249 30V29H248ZM247 30V31H248ZM264 30V29H263ZM34 31L32 32V33H34ZM137 31V30H136ZM138 31H140V29L138 30ZM153 31V30H152ZM159 31V30H158ZM168 31V33H169V31H170V29L169 30H167ZM167 31H166V36H167ZM176 31V30H175ZM185 31H186V29H185ZM229 31V30H228ZM227 31V32H228ZM251 31V30H250ZM253 31V30H252ZM256 31V30H255ZM259 31V30H258ZM13 33H14V31H12ZM12 32H11V35H12ZM36 32L34 33V35L36 34ZM49 32V33H50ZM92 32V31H91ZM93 32H94V30H93ZM159 32V33H160ZM227 32L226 31H223V32H221V33H226L227 34ZM245 32H246V30H245ZM257 32V31H256ZM38 33V34H39ZM137 33V32H136ZM175 33V32H174ZM173 33V34H174ZM187 33V32H186ZM241 33V32H240ZM243 33V32H242ZM249 33V32H248ZM45 34V33H44ZM47 34H48V32H47ZM98 34V33H97ZM133 34V33H132ZM152 34V33H151ZM158 34V33H157ZM162 34H161V38H162ZM181 34V35H180ZM185 34V33H184ZM187 34H189V33H187ZM232 34H233V32H232ZM254 36H257V34H254V32L252 33ZM262 34H264V32H262ZM31 35V34H30ZM29 35V36H30ZM33 35V34H32ZM37 35V34H36ZM41 35V37H42V34H40ZM92 35V34H91ZM100 35V34H99ZM190 35V34H189ZM223 35V34H222ZM229 35V34H228ZM237 35V34H236ZM245 35V34H244ZM258 35H260L259 33H258ZM19 36H21V35H18V37ZM104 36V35H103ZM115 36V35H114ZM155 36V35H154ZM159 36H160V34H159ZM164 36V35H163ZM184 36V35H183ZM241 36V35H240ZM243 36V35H242ZM249 38L252 36L250 33L247 35ZM261 36V35H260ZM264 36V35H263ZM89 37V36H88ZM99 37V36H98ZM132 37V36H131ZM172 37V38H171ZM219 37V36H218ZM226 37V36H225ZM234 37V36H233ZM233 37H229L228 36V38H227V40L230 38V40L233 38ZM253 37V36H252ZM251 37V38H252ZM21 38H22V36H21ZM20 38V39H21ZM54 38V37H53ZM95 38H97V37H95ZM133 38V37H132ZM132 38H131V40H132ZM167 38V37H166ZM192 38H194V37H192ZM217 38V37H216ZM238 39L239 37H235V39ZM243 38V40L241 39V38H239V39H241L242 41H240L241 42V44H240V42L236 39V41L239 43V45H243L245 42H248L249 41V38H247L246 36H244V37H242ZM250 38V39H251ZM253 38H255V37H253ZM263 38V37H262ZM11 39V40H10ZM16 39H18V38H16ZM24 38H22V40H23ZM25 39H27V37H25ZM80 39V38H79ZM98 39V38H97ZM97 39H95V40H97ZM117 39V38H116ZM219 39V38H218ZM235 39L233 38L232 40H234L235 41ZM261 38H259V40H260ZM45 40H46V38H45ZM133 40H134V38H133ZM151 40V39H150ZM149 40V41H150ZM158 40V39H157ZM161 40V39H160ZM165 41L167 40V39H164ZM164 40H162V41H164ZM225 40V39H224ZM245 40H247V41H245ZM255 40V39H254ZM254 40L253 41H249L248 43H254ZM258 40V41H259ZM24 41V40H23ZM32 41V40H31ZM86 41V42H85ZM85 41H84V43L83 44H86V45H84V46H86L87 47V44L89 43V41L88 40H86L85 39ZM92 41V40H91ZM110 41V40H109ZM129 41V40H128ZM138 41V40H137ZM159 41V40H158ZM158 41H156V42H158ZM236 41H235V43H236ZM257 41V42H258ZM262 41L263 42H261V41H259L258 42V44L255 42V44H253L254 46H253V48H251L250 49V47H251V45H247L248 46V48H249V50L250 51H254L253 52V54H252V52L251 53H249L250 55H254L255 54V56H256V54H257V52L256 51H258V53L259 54H261L262 52H264V40L262 39ZM17 43H19V40H17L16 41ZM22 41H20V44H22L23 45V43H21ZM33 42V41H32ZM32 42H31V44H32ZM97 42V41H96ZM155 42V43H156ZM178 42V43H177ZM192 43H193V41H191ZM214 42L216 43V45H215V47H212V46H214ZM218 42V43H217ZM230 42V41H229ZM35 43V42H34ZM77 43V42H76ZM132 44H134L133 42H131ZM139 43V42H138ZM143 43V42H142ZM159 43V42H158ZM179 43H181L179 46H181V45H183V50L181 49V52H179V50H180V48H179V46L177 47V50L175 49V46H177ZM189 43H190V45H189ZM225 43H228V41H225ZM231 43V42H230ZM229 43V44H230ZM235 43H233L232 42V44H233V46L235 47ZM30 44V45H31ZM137 44V43H136ZM228 44V46L229 47H231L232 45H229ZM13 45V44H12ZM15 45V44H14ZM13 45V46H14ZM93 45V44H92ZM127 45V44H126ZM146 45V44H145ZM224 43H220L218 46V53L220 54H222V57H223V51H224ZM238 44L236 45L237 46V49L239 48L238 46H239ZM246 45V44H245ZM244 45V46H245ZM9 46H10V48H9ZM29 46V45H28ZM27 46V47H28ZM46 46V45H45ZM94 46V45H93ZM119 46V45H118ZM137 46V45H136ZM140 46V45H139ZM156 46V45H155ZM228 46H226L225 45V47L226 48H228ZM247 46H246V48H247ZM18 47V50L17 51H15L14 49V52H18V51H20L19 50V46H17ZM61 47V46H60ZM83 47V46H82ZM86 47H84L85 49H86ZM148 47V46H147ZM147 47H145L146 49H147ZM157 47V46H156ZM241 47V49H243L242 48V46H240ZM34 48V47H33ZM83 48V49H84ZM127 48H129V47H127ZM130 48H131V46H130ZM139 48V47H138ZM138 48H136V49H138ZM182 48V47H181ZM225 48V52L227 53V56L229 57H227V56H225L226 58H228V60H226V58L225 57H223V59H225L226 61H223L224 62V64L223 65H225V62H226V64L228 63L229 64V61H230V63L231 64H229L230 66V68L228 67V64L226 65L227 67L225 68L224 66V68L222 67V66H220V65H222V64H219V62L217 63V59H221L222 57H219V55H218V57H217V55L215 54V57H217V59H216V63H217V65H219V67L218 68H220V67H222L221 69H222V71L220 70V72H218L219 71V69L217 70V71H212V70H210V71H212V72H210L209 70V72L211 73H208V72H206L207 74H205V76L207 75V79H208V81H209V79H212L213 81H207V79H206V81L208 82H206L203 78H205L204 76H203V78H200V74H202V73H200V74H198L199 76H198V78H200L201 79V81H202V79H203V81H205L207 84H209L210 86L211 85H215L214 83H216L217 85H215L216 87H214V89L212 90V88L210 89L209 88V85H208V89H207V87H206V85H204L203 83H201V85L203 86V88H204V90H205V87H206V89L207 90H205V91H203L200 95L198 94V93H196V97L194 98L193 96H191V97H193V99L194 100H192L191 101V99H189V101L188 100H186V99H184L185 101H180V100H182L181 98L179 99V94H181L180 92H179V96H178V99H179V101L180 102H177L176 104H173L174 102L172 101L173 99H174V95L173 96H171V97H173V99H171V97H170V99H171V101H172V103L171 104H169V103H165V99H166V101L169 99V97L168 98H164V100H163V96H165V94H163V96L161 95V97H162V103H165L164 104V109H165V106H167L168 104H169V106H170V109H171V107H173L172 105H174V109H176V111H177V108L179 107L180 108V110L181 111H183V107H182V109H181V106H183V105H185V103H187V101L189 102V103H187L184 107L186 108H184V111L181 113V115L177 118V121L175 120H172L173 118H172V115H173V112H174V110L173 111H171L170 110V112L167 110V109H165V111L167 110L168 112V115L169 114H171V116H167V117H169V118H166V120L168 119V120H172V122L174 121V122H176V126H175V129H177V132H175V131H173V132H171V134H170V136L169 135H167V136H169L168 137V139H166L167 137L166 136H163V135H157L159 138L161 137V136H163V137H161L160 138V140L158 139L157 140V137H156V135H154L155 137L154 138H156V142H158L159 144H160V142L162 143V145H161V147H160V151H159V153L156 155H152L153 153L152 152H154V153H157L154 149V151H151L150 153H151V155H150V153H149V155H150V159L149 160H153L154 161V164H156L157 163V171H155V173H154V175H156L157 177L158 176H160V178L162 179L163 178V180H160V178H154V180H152V176L153 175H150L149 174V176H151L150 178H145L146 179V181H145V179H144V177L146 176V171H143V172H141V173H138L135 177H134V179H133V181H131L130 183H129V185L126 187V188H124L121 192H122V194L120 195V200L119 201H121V202H123L124 204H126L127 203V199L128 198H130V197H132L133 195H134V197H133V199L135 200L136 198L137 199H143V198H139L141 195H143L144 196V199L143 200H145V198H147V201H148V198L150 197L149 195H151V193H154V194H156L155 192H157L159 189H163L162 188V186L163 185H165V183L166 182H169V180H171L170 179V177L172 176V174H173V172H175L176 170H179V169H177V168H179V167H181V165L184 167H187L188 166V169L187 168H183L185 171H186V173H188V171H191L190 173H192V174H190V173H188V176L189 177H187L186 178V176H185V174L183 175V177H185V180H180V178L179 179H177L178 181H175V182H169L168 184L170 185V191H169V186H168V184L166 185L168 188L166 189V186H164L165 187V189L164 190H168L169 192H170V194H168V195H170V196H166V194H165V196H163L162 194L164 193H162V191L161 190H159V192L160 193H162L159 197L160 198H158V200L159 199H162L163 197V199H165V198H167V199H165V200H163L162 199V201H158L159 203L161 202V207H157V210L159 209V208H162V209H160V215L156 212H153L152 210L154 209V206H153V209L151 210L150 209V211L148 212V210L147 209H145V210H147V212L149 213H146V214H148L149 215V217H150V214L152 215V214H154V216H156V215H159L160 217L162 216L161 214L163 213V217L160 219V217L158 216H156L155 218H151L150 217V221H148L149 220V217H148V220L147 219H145V218H147V216L148 215H146L145 214V218H144V216H142V213H145L144 212V208H145V204H144V208H143V212H142V209H141V212H140V210L138 211V212H135L136 210L135 209H137L136 207H138V206H136L135 205V203H133L134 202V200H132L131 198H130V200H131V203H133L134 204V206H136L135 207V209H132V208H134V207H132L130 210L128 209V208H130L131 206H133V205H128L129 204V201H128V203H127V210H126V208H124L125 207V205H123L124 207H122V209L124 210H126V212L128 211V214L130 213L131 214V212H132V214L134 213V214H139L140 215V213H141V215L139 216L138 215V217L137 218H140L141 216H142V218H144V221H142L143 219L142 218H140L141 219V221L142 222H144V223H142L141 221L139 222V221H137V223H136V226H134V225H131V223H132V221H133V219H131L132 221L130 222V220H129V222L130 223H128V224H126V225H128L126 228H125V223H127L128 221V217L130 216H127V218H126V212H125V210H124V212L126 213H124L125 214V217H123L124 216V214H123V210H121V206L120 205H122L123 203H116V204H119L118 206H114V204L113 205H111V203L110 202H112V200H113V198H111L110 200V202L108 203L109 204V206L107 205V207H110V205L112 206L111 208H109L110 210H108L107 212H109V213H107L109 216L107 217V218H109L108 220L104 217L105 215H104V212H103V214H102V212L100 213V211L98 212V211H96V214H97V212L98 213H100V214H102V215H98V216H101V217H103V220H104V218L106 219V223H105V225H106V228L107 229H105L104 227H103V223H99L102 219L100 218V221H99V218L97 219L96 218V220H95V215L94 216H88L89 218H87L85 221L84 220H82V221H84V222H81V224H82V226H86L87 227V225H88V228H86V229H89V228H93V224L94 225H96V222H98L97 224L99 225V227H98V229H100V226L102 225V227L106 230V231H103V232H95V231H93V229L91 230V231H93V233H94V237L93 238H95V235H96V242H95V244H94V247L92 248V249H90L89 251H87V252H82L83 254L85 253V255H84V257H81V263L80 262H78V264H92L93 263V261L92 260H94L95 258H97L98 256H100V255H104L103 253H105V250L106 249H108V251H109V248L108 247H106V246H108L107 244H109L110 245V243L108 242V240L109 241H112L113 242V239H114V241L115 240H117L116 242L117 243H111V245L113 244V245H115V244H118L119 243V245L118 246H115V247H119L121 244H122V246H120L119 247V251H120V249H123V251L124 250H129L130 251V248L131 247H133V246H131L129 243L131 242L132 243V240L133 239H137L138 237H143V239H141L140 241H143V242H141L142 244H141V246L140 247H137V245L135 246V247H137V251L136 252H134L135 251V249H134V253H135V256L131 259L130 258V256L132 255H134V254H131L130 252H128V251H126V252H128L129 254H128V256L129 257H127V256H125L124 254V256L123 255H121L122 253H126L125 251L124 252H122V250H121V252H120V255H119V251L117 250V252L114 250L115 248H114V246L112 245V246H109V247H111L110 249H113V250H110L111 252L112 251H115L116 253H118V254H116V253H114L113 252V254L115 255H113L112 253V256H110V259L114 256V258L113 259H111L112 260V262H111V260L109 261V263L108 264H126V262L125 261H128V260H130V261H128L127 263H129V264H188L189 263V261H191V263L193 264L194 262H195V257H197V256H193V252L192 251H195V250H197V251H199L201 248H202V245H201V248H200V246H199V248L198 249H195V248H197V247H195L196 245V243L194 244V242L195 241H197L198 240V243L199 242H201L202 240H203V236L205 235V232L203 231V230H207L206 229V227L208 228V226L207 225H209V224H206V222H202L201 221V229H200V226H198L200 223V221H199V219H198V221L199 222H197V226L199 227V229H194V228H191L190 227V224H191V226H192V221H188V218L190 217V213L192 214V212H193V209H195L194 208V206L193 205H195L194 203V200H195V198L197 197L196 195H198L199 196V192H198V194H196L197 193V191L198 190H200V188L203 186V184H205L204 183V181H202L201 180V178H203V179H205V177H204V175L205 174H207L206 176H212V173L210 174L209 173V171H211V169H213V168H211L208 164V166L205 164V163H207V161H204L205 159L207 160V155H208V153L210 152V149H208L209 151H207V155H206V153H205V155L203 154L202 155V151L200 152H196L195 154H193V152L192 151H194V145H192L191 147L193 148V149H191V150H188V147H189V144H190V141H191V139H192V143H193V137H194V140H196L197 139V137H198V139L199 138H201L204 142H203V144L202 143H200L201 145H204V143H206L207 141H208V144L206 143L205 144V146L206 145H210V147L209 148H211V146H212V149H213V145L214 144H210L211 142L213 143V142H216L217 141V139L215 140L213 137H215V133L216 132H214V131H218V129L221 131V129H222V125H223V123L224 122H222V121H224V120H226L227 118L226 117H232L231 115H228L227 113H229L228 112V109L230 108V105H232L233 106V104H234V102H236L237 100H239V97L240 96H238L237 95V98L236 97H233L232 95L233 94H231L230 93V89L229 88H231V87H229V84H230V82H232V84L235 82V79H237L238 78V76L237 75H239L240 74V72L242 71V69H243V67L241 66V65H243V64H241L240 62L242 61H244V59H242L241 58V55L243 56V54H244V52H245V50L243 49L242 51H244V52H241V49H240V52H237L238 50L237 49H235V50H237L236 51V53H239L238 55H240L239 57H238V55H237V57H235L236 55L235 54H233L232 52V50H234L233 48L231 49V50H229V48L228 49H226ZM23 49V48H22ZM50 49V48H49ZM73 49V48H72ZM141 49H142V47H141ZM140 49V50H141ZM156 49V48H155ZM154 49V50H155ZM162 49H164V50H162ZM223 49V51H221ZM27 50V49H26ZM32 50V49H31ZM55 50V49H54ZM53 50V51H54ZM59 50V49H58ZM75 50V49H74ZM78 50V49H77ZM128 50H130V49H128ZM132 50V49H131ZM216 50V49H215ZM246 50H248V49H246ZM12 51V50H11ZM10 51V53L8 54L9 55V57H10V54L12 53ZM29 51V50H28ZM27 51V52H28ZM70 51V50H69ZM73 51V50H72ZM81 51V50H80ZM133 51V50H132ZM149 51V50H148ZM147 51V52H148ZM151 51V50H150ZM164 51V52H163ZM173 51H177L176 53H178V54H172L173 53ZM221 51V52H220ZM229 51V52H228ZM230 51H231V53L234 55L233 57H232V55L230 54ZM6 52V50L4 51V53ZM20 52H22V51H20ZM19 52V53H20ZM26 52V53H27ZM36 52H38V51H36ZM78 52V51H77ZM131 52V51H130ZM135 52V51H134ZM134 52H132L131 53V55L134 53ZM146 52V51H145ZM152 52V51H151ZM7 53V52H6ZM6 53H5V55H6ZM23 54H24V49H23V52H22ZM60 53V52H59ZM75 53V52H74ZM83 53V52H82ZM86 53V52H85ZM137 53H139V52H137ZM137 53H134L133 55H135V58H136V56H137ZM144 53V52H143ZM149 53V52H148ZM210 53V54H209ZM215 53V52H214ZM234 53H235V51H234ZM21 54V53H20ZM22 54V55H23ZM77 54V53H76ZM79 54V53H78ZM75 55V58H76V56H79V55ZM118 54V53H117ZM140 54V53H139ZM142 54V53H141ZM153 54V53H152ZM175 55V56H172V55ZM221 54H220V56H221ZM229 54V55H228ZM245 54H247V52L245 53ZM244 54V55H245ZM3 55V54H2ZM19 55V54H18ZM17 55V56H18ZM127 55V54H126ZM130 55V54H129ZM176 55H177V57H176ZM209 55V56H208ZM226 55V54H225ZM231 55V56H230ZM248 55V54H247ZM247 55H245V57L247 56ZM263 55V54H262ZM12 56H14V55H11V57L9 58V59H11L12 58ZM25 56V55H24ZM27 56V55H26ZM70 56H71V54H70ZM69 56V57H70ZM147 56V55H146ZM155 56V57H154ZM252 56H248V58H251ZM7 57V56H6ZM16 57V56H15ZM15 57L13 58L14 60H16L15 59ZM19 57H20V55L18 56V61H9V62H11V64H16L15 65V68H16V66L17 65H19L20 64V62H21V58L19 59ZM41 57V56H40ZM73 57V56H72ZM103 57V56H102ZM126 57V56H125ZM131 57V56H130ZM134 57V56H133ZM175 57V58H174ZM178 57H179V59H178ZM259 57H261V56H259ZM258 57V58H259ZM17 58V57H16ZM242 59L241 61L239 60V63H238V61H237V59ZM248 58H246V59H248ZM2 59V58H1ZM5 59V58H4ZM8 59V60H9ZM77 59V58H76ZM80 59V58H79ZM100 59V58H99ZM136 59H138V58H136ZM171 59V60H172ZM219 59V60H220ZM229 59H231V60H229ZM232 59H234V61L236 62H233V60ZM252 59H254V58H252ZM256 59V58H255ZM263 59V58H262ZM72 60H73V58H72ZM88 60H89V58H88ZM139 60H140V58H139ZM1 61V60H0ZM27 61V60H26ZM74 61V60H73ZM76 61V60H75ZM126 61H127V59H126ZM131 61V60H130ZM132 61H134V60H132ZM143 61V62H144ZM165 61V62H164ZM206 61H205V64L204 65H206L207 63H206ZM213 61H214V59H213ZM228 61V62H227ZM232 61V62H231ZM253 61V60H252ZM251 60H250V62H252ZM4 62V61H3ZM13 62V63H12ZM15 62V63H14ZM18 62V63H17ZM49 62H50V60H49ZM129 62V61H128ZM128 62H127V64H128ZM137 62V61H136ZM171 62H172V64H171ZM255 62V61H254ZM26 63V62H25ZM47 63V62H46ZM121 63V62H120ZM125 63V62H124ZM130 63V62H129ZM204 63V62H203ZM216 63L215 64H213V66H215L216 67ZM222 63V62H221ZM232 63H233V65H232ZM253 63V62H252ZM261 63V62H260ZM8 64V63H7ZM34 64V63H33ZM52 64V63H51ZM74 64V63H73ZM169 64V63H168ZM245 64H246V62H245ZM249 64V63H248ZM9 65V64H8ZM26 65H27V63H26ZM50 65V64H49ZM71 65V64H70ZM120 65V64H119ZM132 65H134V64H132ZM131 65V66H132ZM141 65V64H140ZM232 65V66H231ZM259 65V64H258ZM261 65H264V64H261ZM12 65H10L9 67H11ZM24 66V65H23ZM53 66V65H52ZM137 66V65H136ZM136 66H134V67H136ZM249 66V65H248ZM5 67V70L4 71H6V73L8 72L7 71V69H6V65L4 66ZM14 67V66H13ZM46 67H48V66H46ZM46 67H45V69H46ZM77 67V66H76ZM123 67V66H122ZM140 67V66H139ZM208 69H210V67H212V65L211 66H206ZM241 67H242V69H241ZM255 67H258V66H255ZM29 68V67H28ZM50 68V67H49ZM81 68V67H80ZM121 68V67H120ZM170 68V67H169ZM206 68V69H207ZM249 68V67H248ZM1 69V68H0ZM60 69V68H59ZM64 69V68H63ZM82 69V68H81ZM143 69V70H142ZM228 71H227V70ZM262 69V68H261ZM14 70V69H13ZM16 70V69H15ZM19 70V69H18ZM52 70V69H51ZM226 71V72H223V71ZM241 70V71H240ZM249 70V69H248ZM255 71L257 70V68L256 69H254ZM22 71V70H21ZM25 71V70H24ZM43 71V70H42ZM61 71V70H60ZM64 71V70H63ZM175 71V72H174ZM244 71H245V68H244ZM15 72V71H14ZM133 73L132 75H136V73ZM148 72H150V71H148ZM201 72H203V71H201ZM205 72V71H204ZM204 72H203V74H204ZM218 72V73H217ZM247 72V71H246ZM249 72H251V71H249ZM261 72H264V70L262 71L261 70ZM1 73V72H0ZM16 73V72H15ZM18 73V72H17ZM23 73V72H22ZM39 73V72H38ZM47 73V72H46ZM61 73V72H60ZM116 73V72H115ZM122 73V72H121ZM151 73V72H150ZM148 74L149 75V77L151 76V74ZM244 73V72H243ZM4 74H5V72H4ZM40 74V73H39ZM140 74H141V72H140ZM147 74V73H146ZM224 75L225 77H226V79H225V77H224V80H226L224 83H220L219 85H218V81H221L220 79L218 80V77H220V75ZM241 74H242V72H241ZM246 74H250V73H246ZM259 74H260V72H259ZM263 75L262 76H264V73H262ZM3 75V74H2ZM13 75V74H12ZM43 76H44V74H42ZM56 75V74H55ZM121 75V74H120ZM134 75V76H135ZM138 75H136V76H138ZM142 75V74H141ZM164 75H165V73H164ZM166 75V77H165V79L164 80H162V78H163V75H162V78H161V80L162 81H165L166 80V82H167V79H168V76ZM221 75V76H222ZM254 75H256V74H254ZM253 75V76H254ZM261 75V74H260ZM259 75V76H260ZM1 76V75H0ZM15 76H17V75H15ZM41 76V75H40ZM125 76V79H126V77L128 76L129 77V75H123V77ZM130 76H131V74H130ZM134 76H131V78H132V80H134ZM140 76V75H139ZM146 76V75H145ZM153 76H151V77H153ZM158 76L156 77V76H154V80H156L157 81V79H155V77L156 78H158ZM240 77H241V75H239ZM242 76H244V75H242ZM252 76V75H251ZM252 76V77H253ZM7 77V76H6ZM10 77V76H9ZM13 77V76H12ZM39 77V76H38ZM48 77V76H47ZM102 77V76H101ZM141 77V76H140ZM142 77H144V76H142ZM148 77V79L147 78H145L146 80H145V82L147 83V85L148 86H151V84H150V82L152 83V85L154 86H156V84H161V83H164V84H166V82H162L161 80H160V78L158 79V80H160L161 81V83H158L159 81H157L156 83H154L153 84V82L151 81V77L149 78ZM195 77V78H194ZM201 77H202V75H201ZM210 77V78H209ZM236 77V78H235ZM247 78H248V76H246ZM1 78V77H0ZM40 78V77H39ZM58 78V77H57ZM89 78V77H88ZM131 78H130V80H131ZM136 78H139V77H136ZM192 78H193V80H192ZM222 78V77H221ZM250 78V77H249ZM256 78V77H255ZM254 78V79H255ZM13 79V78H12ZM128 80H129V78H127ZM140 79V78H139ZM139 79H136L137 81L139 80ZM214 79H217V80H215V81H217V82H215L214 81ZM258 79H259V77H258ZM258 79H257V81H258ZM261 79H262V77H261ZM260 79V80H261ZM264 79V78H263ZM19 80V79H18ZM51 80V79H50ZM57 80V79H56ZM127 80V81H128ZM135 80V81H136ZM147 80H148V82H147ZM152 80H153V78H152ZM198 81H199V79H197ZM229 80V81H228ZM244 80H246V78L244 79ZM242 81V83L243 82H245V81ZM260 80H259V83H261V86L263 85L264 86V82H262V81H264V80H261V82H260ZM38 81V80H37ZM49 81V80H48ZM136 81V82H137ZM140 81V80H139ZM142 81V80H141ZM144 81V80H143ZM197 81V82H198ZM202 81V82H203ZM236 81H238V80H236ZM43 82V81H42ZM155 82V81H154ZM167 82V83H168ZM214 82V83H213ZM129 83V82H128ZM139 83V82H138ZM142 83V82H141ZM144 83V82H143ZM170 83H169V85H170ZM193 83V82H192ZM191 83V84H192ZM211 83V84H210ZM213 83V84H212ZM252 83V82H251ZM263 83V84H262ZM100 84V83H99ZM134 84V83H133ZM136 84V83H135ZM150 84V85H149ZM164 84H161L162 86H160V90L162 89L161 87H163V86H165L166 87V85H164ZM198 85H199V83H197ZM196 84V85H197ZM244 84V83H243ZM243 84H241V85H243ZM253 84V83H252ZM42 85V84H41ZM121 85H127V82H126V84H121ZM120 85V86H121ZM142 85V84H141ZM143 85H145V83L143 84ZM193 85H194V83H193ZM197 85V86H198ZM200 85V86H201ZM245 85H247V84H244L243 86H244V88L242 87L241 88V96L242 95H247L248 93H249V91H251L253 94H254V90H253V88H252V90L250 89V87L248 88V86L245 88ZM255 85V84H254ZM53 86V85H52ZM55 86V85H54ZM118 86V85H117ZM116 85H115V87H117ZM128 86V85H127ZM132 86H134V85H132ZM146 86V85H145ZM152 86V87H153ZM168 86V85H167ZM188 86V85H187ZM212 86V87H213ZM218 86V87H217ZM232 86V85H231ZM250 86V85H249ZM39 87V86H38ZM114 87V92L117 94L119 91H120V89H122V88H115ZM128 87H130V86H128ZM157 87H159L158 85H157ZM196 87V86H195ZM194 86L192 87V85H191V88H193L192 89V91L193 92H195V91H197L198 90V92L201 90V87H199V89H195V91H194V88H195ZM258 87H260V85L258 84ZM34 88V87H33ZM48 88V87H47ZM112 88V87H111ZM136 88H138V86L136 87ZM139 88H140V86H139ZM144 87L142 86V89H143ZM147 86H146V89H144L145 91H144V93H147V96H148V91H147ZM150 88L151 87H149V92L151 93V95H152V101H154L155 99H159V97L160 96H158L157 95V97L156 96H153V94L155 95V93L157 92V89H156V87H155V89H154V91L151 89V91H153V94H152V92L150 91ZM189 88H190V85H189ZM190 88V89H191ZM203 88H202V90H203ZM234 88V87H233ZM247 88H248V90H247ZM261 88V87H260ZM128 89V88H127ZM209 89H210V91H209ZM263 91H264V89H263V87L261 88ZM260 89V91H256L255 93L257 94V93H259V92H261L262 90ZM105 90V89H104ZM125 90V89H124ZM130 90V89H129ZM128 90V91H129ZM135 90V89H134ZM136 90H138V89H136ZM155 90H156V92H155ZM163 90V89H162ZM164 90H166V89H164ZM163 90V91H164ZM185 90V97L184 96H180V97H184V98H186V95H188V94H186V93H188V91L186 92V89H184ZM201 90V91H202ZM236 90V89H235ZM239 90V89H238ZM6 91V90H5ZM126 91V90H125ZM140 91V90H139ZM147 91V92H146ZM208 91V92H207ZM114 92H112V93H114ZM122 92V91H121ZM136 92V91H135ZM141 92V91H140ZM155 92V93H154ZM166 92V94H167V90L165 91ZM250 92V93H251ZM3 93V92H2ZM96 93V92H95ZM143 93V92H142ZM150 93H149V96H150ZM236 93V92H235ZM251 93V94H252ZM261 93H264V92H261ZM4 94V93H3ZM38 94H40V93H38ZM120 94H124V93H120ZM126 94V93H125ZM157 94H158V92H157ZM171 94V95H172ZM190 94H191V92H190ZM198 94V95H197ZM255 94V95H256ZM8 95V94H7ZM10 95V94H9ZM109 95H113V94H109ZM115 95V94H114ZM138 96L139 95V93H137V94H133V95H130V98H132V99H134L135 100V98H139L140 96L141 97H146V96H144V94H141V95H139V97H135L134 98V96ZM146 95V94H145ZM160 95V94H159ZM191 95H194V93H192ZM249 95V94H248ZM258 95V94H257ZM116 97H117V95H115ZM131 96H133V97H131ZM166 96V97H167ZM234 96H235V94H234ZM259 97L261 96V94H259L258 95ZM264 96V94L262 95V97ZM140 97V98H141ZM151 97V96H150ZM161 97H160V100H161ZM245 97V96H244ZM262 97L260 98V101H261V99H262ZM7 98V97H6ZM89 98V97H88ZM107 98V97H106ZM118 98V97H117ZM116 98V99H117ZM139 98V99H140ZM144 98L142 99L143 101H144ZM149 98V97H148ZM187 98H190V96L189 97H187ZM235 98L237 99L236 101H234L235 100ZM114 99H115V97H114ZM115 99V100H116ZM136 99V100H137ZM154 99V100H153ZM170 99H169V101H170ZM176 99V98H175ZM175 99H174V101H175ZM232 99H233V101H232ZM248 99V98H247ZM246 98L244 99L245 100V102H247L246 100H247ZM254 99H257L258 100V98H254ZM109 100H113V99H109ZM108 100V101H109ZM119 100V99H118ZM129 100V99H128ZM135 100V101H136ZM141 100V99H140ZM140 100H138V102H142V101H140ZM148 100H150V99H148ZM147 100V101H148ZM159 100V101H160ZM242 100V99H241ZM16 101V100H15ZM123 101V100H122ZM146 101V100H145ZM151 101V100H150ZM156 101V100H155ZM191 101V102H190ZM250 100H248V102H249ZM255 101V100H254ZM60 102V101H59ZM105 102H107V99H106V101ZM137 102V103H138ZM149 102V101H148ZM185 102V103H184ZM231 102H233L232 104H231ZM242 102H244V101H242ZM244 102V103H245ZM247 102V103H248ZM4 104H5V102H3ZM17 103H19V102H17ZM142 103H144V102H142ZM161 103V102H160ZM160 103H159V105H160ZM162 103H161V105H162ZM184 103V104H183ZM247 103H246V105L244 104L243 105V103H242V107H244V108H246L245 106H247ZM253 103H255V102H253ZM260 103V102H259ZM42 104V103H41ZM107 104V103H106ZM117 104L119 105V103L117 102ZM120 104H121V102H120ZM130 104V103H129ZM132 104V103H131ZM140 104V103H139ZM139 104H133V105H137V106H139ZM149 104V103H148ZM154 104V103H153ZM156 104H158V103H156ZM250 104L252 105V103L250 102ZM250 104L247 106V107H249L250 106ZM1 105V104H0ZM108 105H110V104H108ZM113 106H114V103L112 104ZM122 105H124V103H122ZM159 105H157V106H159ZM160 105V106H161ZM254 105V104H253ZM264 105V104H263ZM100 106V105H99ZM107 106V105H106ZM126 106V105H125ZM132 106V105H131ZM147 106V105H146ZM150 106H151V108H153V107H156L155 105L152 107V104H150ZM160 106H159V108L158 107H156V110L154 109V112L155 111H157V109H158V111L157 112H159V109H160ZM163 106V105H162ZM161 106V107H162ZM231 106V107H232ZM254 106H256V105H254ZM104 107V106H103ZM108 107V106H107ZM107 107H106V110H108L107 109ZM110 107V106H109ZM108 107V108H109ZM134 107V106H133ZM177 107V108H176ZM234 107V106H233ZM232 107V108H233ZM238 107V106H237ZM242 107H240V108H242ZM252 107V106H251ZM259 107V106H258ZM94 108H96V106L94 107ZM111 108V107H110ZM167 108H168V106H167ZM250 108V107H249ZM114 109V108H113ZM146 109V108H145ZM148 109V108H147ZM163 109V110H164ZM173 109V108H172ZM102 110V109H101ZM118 110V109H117ZM162 110V109H161ZM160 110V111H161ZM233 110L236 112L234 115L236 116V117H238L239 116V114L238 113H240V111H239V109L236 111L234 108H233ZM246 110H247V108H246ZM80 111V110H79ZM97 111H100V110H97ZM112 111V108L110 109V111L109 112H111ZM116 111V110H115ZM138 111H140V109L139 110H133V112H138ZM150 111H151V109H150ZM149 111V113L151 114V115H153L152 114V112H150ZM197 111H200V114H201V116L203 117L202 119H204L203 121H202V119H200L199 117V119L201 120V122H198V121H200V120H197V118H195V117H197V116H194V113L196 112L197 113ZM234 111H232V112H234ZM245 111V110H244ZM244 111H242L241 110V112H243L244 113ZM256 111V110H255ZM254 111V112H255ZM118 113H119V110L117 111ZM116 112V113H117ZM122 112H124V111H122ZM142 112V111H141ZM157 112H155V114L157 115ZM180 111L178 110V112L177 113H179ZM54 113V112H53ZM100 113V112H99ZM107 113V112H106ZM115 113V114H116ZM118 113H117V116H118ZM146 113H147V111H146ZM149 113H147L148 115H149ZM160 113V112H159ZM162 113H164L165 114V112H163L162 111ZM195 113V114H196ZM247 112H245V114H246ZM83 114V113H82ZM103 114V111H102V113H101V115ZM109 114V113H108ZM108 114H106V115H108ZM111 114V113H110ZM110 114H109V116H110ZM125 115H126V112L124 113ZM124 114H122L121 113V111H120V115H121V117H122V115H123V117H124ZM138 114V117H140L139 116V113H137ZM140 114H142V113H140ZM143 114H145V111H144V113ZM142 114V115H143ZM155 114H154V118H156L155 117ZM180 114V113H179ZM229 114H232V113H229ZM242 114V113H241ZM241 114H240V118H242L241 117ZM245 114L243 115V120H244V116H245ZM252 114V113H251ZM256 114V113H255ZM257 114H258V111H257ZM79 115V114H78ZM105 115V114H104ZM104 115H103V117H104ZM228 115V116H227ZM233 115V114H232ZM234 115H233V117H234ZM238 115V116H237ZM249 115V114H248ZM247 115V116H248ZM260 115V114H259ZM258 115V116H259ZM88 116V115H87ZM99 116V115H98ZM109 116H105L103 119H101V120H98L99 122H98V124L97 125H99L98 127L100 128V130L102 131V129L103 130H105L104 128H105V126H106V124H107V121L109 120V121H111V118H115V117H113V114H112V117L109 119ZM115 116V115H114ZM146 116V115H145ZM160 116V115H159ZM158 116V117H159ZM194 116V117H193ZM199 116V115H198ZM256 116V115H255ZM263 116V115H262ZM8 117V116H7ZM90 117V116H89ZM97 117V116H96ZM100 117V116H99ZM98 117V119H100ZM127 117H129L128 116V114H127V116H126V119H125V117H124V119L126 120H123L124 122H127ZM148 117V116H147ZM151 117V116H150ZM158 117H157V121H159L160 122V118H161V116L159 117V119H158ZM163 117V116H162ZM174 117H175V115H174ZM229 117V118H230ZM236 117L234 118V120L236 119ZM12 118V117H11ZM140 118H143V117H140ZM146 118V117H145ZM164 118H165V116H164ZM164 118H161V119H164ZM224 118H226V119H224ZM248 118V117H247ZM246 118V119H247ZM262 118V117H261ZM264 118V117H263ZM262 118V119H263ZM123 119V118H122ZM133 119V118H132ZM131 119V120H132ZM139 119V118H138ZM138 119H136L135 118V120H138ZM148 119V118H147ZM150 119V118H149ZM193 119H196L197 120V123H194V122H192V121H194ZM224 119V120H223ZM233 119V118H232ZM231 118H230V120L229 119H227V120H229L231 123H232V120ZM239 119V117L234 121L235 123L233 124H231V123H228L229 121H225V122H227L228 123V126L226 125V128L225 127H223V129L225 128V129H228L229 131L231 130V128L233 127V125H234V127H236V125L238 124H236V121ZM245 119V120H246ZM250 119V118H249ZM248 119V120H249ZM252 119H253V117H252ZM251 119V120H252ZM262 119L260 120V123H261V121H262ZM112 120H114L113 121V123H115L116 124V121H117V119H112ZM131 120L129 119V121L127 122V123H125L126 125L127 124H129V128L130 127H132V126H134V125H132V126H130V123H131ZM142 120V119H141ZM153 120H155V119H153ZM153 120L152 119H150V120H148L147 122H143V120H142V122H143V124L141 123V125H140V123H139V126H138V130H137V133H136V135H134L133 137H132V135H131V137L133 138V141L131 140V139H129L128 137L130 136V134H126L127 132L129 133V131H126L125 132V135H128L127 136V138H128V140H130L129 142H131V143H129L130 145H131V147H129V148H134L135 149V147H138V146H141V145H143V143L145 142V141H149V140H145V139H148L149 138V133H151L155 128L157 129V127L159 126L158 124V126H155V124L157 123V121H154L153 122ZM166 120H165V124L164 125H166L167 124V122H169V121H167L166 122ZM195 120V121H196ZM241 120V122H240V125H242L241 123H243V122H246L247 123V121H243L242 119H240ZM239 120V121H240ZM10 121V120H9ZM45 121V120H44ZM133 121V120H132ZM238 121V122H239ZM256 121H258V119L256 120ZM135 122V121H134ZM134 122H133V124H134ZM139 122H141V121H139ZM151 122H153V123H155V124H153V127L152 128H154L152 131L150 130L151 129ZM158 122V123H159ZM173 122V123H174ZM250 122V121H249ZM263 123H261V125H260V123H259V126H260V128H261V131H263L264 129H262V127L264 126V121H262ZM3 123V122H2ZM119 123V122H118ZM227 123H224V124H227ZM245 123V124H246ZM251 123H252V121H251ZM110 124V126H111V123H109ZM136 124V123H135ZM138 124V123H137ZM160 124V123H159ZM170 124H172V123H170ZM170 124H168L167 126L170 128V127H172V125H170ZM230 124V125H229ZM248 124V123H247ZM257 124V123H256ZM255 124V125H256ZM94 125V124H93ZM119 126H120V124H118ZM161 125L163 126V124H162V120H161ZM254 125V124H253ZM128 126V125H127ZM126 126V127H127ZM225 126V125H224ZM232 126V127H231ZM244 126V125H243ZM246 126H249V125H245V128H246ZM94 127H96V125L94 126ZM111 127H113V125L111 126ZM115 127V126H114ZM160 127V126H159ZM167 127V129H165L166 131H169L170 129ZM210 127H212V129L210 128ZM240 127V126H239ZM252 127V126H251ZM254 127V126H253ZM252 127V128H253ZM163 128H164V126H163ZM244 128V127H243ZM242 127H241V129L240 130H242L243 129ZM244 128V130H246ZM259 128V129H260ZM98 129V128H97ZM112 128H110V130H111ZM114 129H116V128H113V130ZM124 129L126 130L127 128H125L124 126L123 127H121L120 126V128H119V132H123L124 131ZM159 129H161L162 130V127L161 128H159ZM223 129H222V131H221V133L223 134L224 132H223ZM225 129H224V131H225ZM253 129H255V128H253ZM128 130H130V132H131V130H132V128L131 129H128ZM161 130H160V132H161ZM171 130H172V128H171ZM211 130H213L212 132H214V135H213V137H211V134L210 135H208L209 134V132L211 133ZM227 130V131H228ZM234 130V128H232V130L230 131L231 133H229V132H227V131H225L226 133H224V135L225 134H231V135H233V136H235V137H237L236 136V134H237V131L235 132V133H233L232 134V132H234L233 131ZM239 130V131H240ZM247 130H249V128L247 129ZM91 131H93V127H92V130ZM99 131V130H98ZM116 131V133H114ZM114 132H113V135L115 134V135H117L115 138L113 137H110L111 138V140L109 141L108 140V143H109V145H111V147L113 146V148L112 149H114L115 147H114V145L115 144H117V141L115 142V144L113 145V143H114V140L115 139H117L118 138V141L120 142V140L121 139H119V136L121 137V133L119 134V132H118V130H115ZM135 131H136V129H135ZM162 131H164V129L162 130ZM166 131H164L165 133H166ZM238 131V132H239ZM254 131V130H253ZM252 131V132H253ZM260 131V130H259ZM259 131H258V133H259ZM260 131V132H261ZM86 132H88V131H86ZM94 133H95V131H93ZM97 132V131H96ZM132 132H134V131H132ZM131 132V133H132ZM154 132H156V131H154ZM158 132V131H157ZM163 132V134L165 135V133ZM251 132V130H250V133H247V134H251L252 133ZM256 132V131H255ZM264 132V131H263ZM24 133V132H23ZM91 133V132H90ZM99 133H101L100 131H99ZM111 133H112V131H111ZM118 133V134H117ZM124 133V132H123ZM122 133V134H123ZM162 133V132H161ZM170 133V132H169ZM218 133V132H217ZM245 133H246V131H245ZM244 133V134H245ZM17 134V133H16ZM22 133H20L19 134V136L21 137V140H23L22 139V137H23V135H21ZM48 134V133H47ZM89 134V133H88ZM133 134V133H132ZM156 134V133H155ZM168 134V133H167ZM174 134V135H173ZM221 134V135H222ZM243 134V133H242ZM243 134V135H244ZM98 134H96V136H97ZM101 135V134H100ZM114 135V136H115ZM149 135V136H148ZM171 135H173L172 137H171ZM219 135V134H218ZM231 135H229V136H231ZM242 135V136H243ZM253 135V134H252ZM261 135H262V139H263V134H262V132H261ZM15 136V135H14ZM93 136V135H92ZM95 136V135H94ZM94 136L92 137V138H94ZM102 136V135H101ZM112 136V135H111ZM147 136H148V138H147ZM153 136V135H152ZM226 136H228V135H226ZM251 136V135H250ZM257 136H258V134H257ZM259 136H260V134H259ZM103 137V136H102ZM106 137V136H105ZM130 137V138H131ZM166 137V138H165ZM171 137V138H170ZM195 137H196V139H195ZM232 137V136H231ZM234 137V138H235ZM240 137V136H239ZM247 137H249V135H247ZM252 137V136H251ZM261 137V136H260ZM15 138V137H14ZM95 138H97V137H95ZM100 138V137H99ZM126 138V137H125ZM153 138V139H154ZM165 138V139H164ZM170 138V139H169ZM206 139V142H205V140L204 139ZM233 138V137H232ZM231 138V139H232ZM242 138V137H241ZM246 138V137H245ZM256 137H254L253 139H255ZM17 139H18V137H17ZM85 139H88V137L86 138L85 137ZM162 139V140H161ZM212 139L213 140H215V141H212ZM260 141H261V138H258ZM258 139H256L257 141H259ZM20 140V139H19ZM18 140V141H19ZM97 140H100V139H97ZM97 140H95V141H97ZM104 140H106V139H104ZM113 140V141H112ZM151 140V139H150ZM234 140V139H233ZM242 140V139H241ZM248 140L250 141L251 139H250V137L248 138ZM80 141V140H79ZM100 141H102V140H100ZM113 143H112V142ZM152 141V140H151ZM154 141V140H153ZM160 141V142H159ZM198 141V140H197ZM209 141H211L210 143H209ZM227 141H228V139H227ZM235 141V140H234ZM243 141V140H242ZM242 141H240V142H242ZM252 141V140H251ZM256 141V142H257ZM264 141V140H263ZM11 142H13V141H11ZM16 142V141H15ZM57 142V141H56ZM103 142V141H102ZM105 142V141H104ZM103 142V143H104ZM110 142H111V144H110ZM126 142H128L127 140H126ZM196 142V141H195ZM218 142V141H217ZM216 142V144L215 145H219V144H221V145H219V146H229L230 145V143L229 142H226V140L224 139V137L222 136V137H220V139H219V142L217 143ZM224 142H226L227 143V145H224L225 143ZM237 142V141H236ZM235 142V143H236ZM244 142V141H243ZM246 142H247V139H246ZM245 142V143H246ZM254 142H255V140H254ZM262 142V141H261ZM260 142V145L262 144ZM98 143H100V142H98ZM103 143H101V145L103 144ZM107 143V142H106ZM146 143H148V142H146ZM153 143V142H152ZM157 143V144H158ZM191 143V144H192ZM224 143V144H223ZM234 143V144H235ZM243 144V143H238V144H240V146L243 148V150H245V148L247 149V147L246 146H248L247 144ZM258 143V145H259V142H257ZM264 143V142H263ZM14 144V143H13ZM12 144V145H13ZM16 144V143H15ZM83 144V143H82ZM90 144H91V142H90ZM119 144V143H118ZM145 144V143H144ZM158 144V145H159ZM199 144V145H200ZM223 144V145H222ZM95 145H96V143H95ZM94 145V146H95ZM105 145V144H104ZM119 145H121V144H119ZM119 145H117V146H119ZM132 145H134L133 147H132ZM199 145H197L198 147H199V149H200V147H202L201 145L199 146ZM243 145H246L245 146V148H244V146ZM251 145V144H250ZM254 145H256V143L255 144H253L252 143V146H254ZM259 145V146H260ZM14 146V145H13ZM19 146V145H18ZM17 146V147H18ZM80 146V145H79ZM82 146V145H81ZM80 146V147H81ZM93 146V147H94ZM97 146V145H96ZM99 146V145H98ZM122 146V145H121ZM196 146V145H195ZM204 146V147H205ZM236 146V145H235ZM239 146V147H240ZM83 147V146H82ZM100 147V146H99ZM102 147V146H101ZM111 147H109V149L110 150H108V152H110V153H112L113 151H114V154L113 155H111V156H117V151L115 152V150H111ZM120 147V146H119ZM158 147L159 146H157L156 145V147L154 146V148L155 149H158ZM191 147H189V149L191 148ZM208 147V146H207ZM207 147H205V148H207ZM215 147V146H214ZM237 147V146H236ZM251 147V146H250ZM255 147V146H254ZM257 147V146H256ZM75 148V147H74ZM85 148V147H84ZM83 148V149H84ZM103 148H104V146H103ZM102 148V149H103ZM107 148V147H106ZM118 148V147H117ZM124 148H125V146H124ZM141 148V147H140ZM148 148V147H147ZM223 148V147H222ZM226 147H224L223 149H225ZM231 148H233V147H231ZM248 148H249V146H248ZM82 149V150H83ZM88 149V148H87ZM92 149V148H91ZM99 149V148H98ZM101 149V148H100ZM118 149H121V147L120 148H118ZM142 149V148H141ZM140 149V150H141ZM196 149V148H195ZM202 149H203V151H204V148L202 147ZM217 149H220V150H223V149H221V148H219V147H217ZM234 149V148H233ZM232 149V150H233ZM238 149V148H237ZM241 149V148H240ZM239 149V151L237 152V154H236V157H238V155H239V160H238V158L236 159V157L235 158H233V162H232V164L230 163V162H227L228 164L230 163L231 164V167H230V165H229V167L230 168H232V166L235 164V162H236V160H238V162H239V165H240V158L242 157L243 158V155H241L240 156V154L241 153H239L240 151L241 152H244L243 150H240ZM90 150V149H89ZM95 150H96V148H95ZM104 150V149H103ZM133 150V149H132ZM131 150V151H132ZM136 150V149H135ZM134 150V151H135ZM139 150V149H138ZM159 150V149H158ZM216 150V149H215ZM215 150L214 151H212L213 153L215 152ZM226 150V149H225ZM228 150H230V149H228ZM231 150V151H232ZM255 150V149H254ZM78 151V150H77ZM76 151V152H77ZM88 151V150H87ZM87 151L85 152V153H87ZM91 151V150H90ZM93 151V150H92ZM92 151H91V153L90 154H92ZM99 151H101V150H99ZM105 151V150H104ZM112 151V152H111ZM119 151V150H118ZM137 151V150H136ZM192 153H191V152ZM196 151V150H195ZM194 151V152H195ZM231 151H229V152H231ZM234 151V150H233ZM233 151H232V153H233ZM262 151V150H261ZM14 152V151H13ZM84 152H81V153H84ZM96 152V151H95ZM98 152V151H97ZM108 152L107 153H105V155L107 156V154H108ZM122 152V151H121ZM130 152V151H129ZM133 152V151H132ZM145 152V151H144ZM148 152V151H147ZM216 152H218V153H214V157L216 158V155L218 156V158L220 157L219 155L220 154H222V153H220L219 152V150L218 151H216ZM222 152H224V151H222ZM228 152V151H227ZM234 152H236V151H234ZM259 152V151H258ZM81 153L80 154H78V156H80L81 155ZM88 153V154H89ZM110 153H109V155H110ZM120 153V152H119ZM123 153H125V152H123ZM168 153V154H167ZM170 153V154H169ZM199 154L200 153V155H201V157H199V156H197L198 158H199V162H198V158L195 156L196 154ZM213 153L211 154L212 156H213ZM225 153H226V151H225ZM239 153V154H238ZM245 153H247V151L245 152ZM252 153H253V150H252ZM77 154H75V155H77ZM100 154V153H99ZM102 154V153H101ZM132 154V153H131ZM144 154V153H143ZM162 154H167V155H170L172 158H173V164H172V166L169 164V166H171V167H167V166H165L166 164V162L162 159ZM197 154V155H198ZM224 154V153H223ZM243 154V153H242ZM255 154V153H254ZM84 155H86V154H84ZM94 155V154H93ZM98 155V154H97ZM108 155V157H110L109 159H115L116 158V156H115V158L114 157H111V156H109ZM123 155V154H122ZM121 155V156H122ZM127 155V154H126ZM136 155V154H135ZM189 155V156H188ZM195 157H194V156ZM210 155V156H211ZM226 155V154H225ZM228 155V154H227ZM233 155V154H232ZM253 155V154H252ZM251 155V156H252ZM262 155V154H261ZM70 156V155H69ZM83 156V155H82ZM92 156V155H91ZM102 156H104V154L102 155ZM118 156H120V155H118ZM124 156V155H123ZM170 156H168V158L167 159H169V158H171ZM202 156L204 157V156H206L205 158H204V160L202 159ZM223 156V155H222ZM231 156V154L229 153V156L228 157H230ZM234 156V155H233ZM245 156H246V154H245ZM249 156V155H248ZM74 157V156H73ZM86 157V156H85ZM84 157V158H85ZM89 157V156H88ZM98 157H100V156H98ZM130 157V156H129ZM184 157H187L186 159H189V162H190V165H189V163H188V165L186 166L185 164L187 163V161H185V164L183 165L182 163H184L183 161L185 160L184 159ZM247 157V156H246ZM250 157V156H249ZM254 157V156H253ZM83 158V159H84ZM90 158H92V157H90ZM103 158V157H102ZM101 158V160H103L104 162H105V159H102ZM146 158V157H145ZM215 158H212L211 157V160L212 159H215ZM218 158H216V159H218ZM223 158H225V157H223ZM232 158V157H231ZM255 159H256V157H254ZM76 159H77V156H76ZM82 160L80 157L78 158V160ZM92 159H95V158H92ZM109 159H107L108 161H109ZM122 159V158H121ZM120 159V160H121ZM126 159V158H125ZM148 159V158H147ZM200 159H202L204 162H203V164L201 163V164H199L200 162H202ZM228 159V158H227ZM226 159V160H227ZM234 159H236V160H234ZM247 159V158H246ZM249 159H251V158H249ZM248 159V160H249ZM255 159L254 160H252V162L251 161H249V163L251 162L252 163V165H254V163H257V164H255L253 167H255V171H256V167H258L259 166V164H262V163H260L259 162V160L256 162L255 161ZM19 160V159H18ZM79 160V161H80ZM106 160V162L105 163H107V166H110V164H108V161ZM117 160H118V158H117ZM124 160V159H123ZM131 160V159H130ZM134 160V159H133ZM162 160V161H161ZM183 160V161H182ZM197 160V161H196ZM225 160V159H224ZM229 160V159H228ZM244 159H242V161H243ZM260 160H262V159H260ZM77 161V160H76ZM76 161H74L73 160V163L75 164V162ZM86 161V160H85ZM98 161V160H97ZM99 161H100V159H99ZM98 161V162H99ZM103 161H101V162H103ZM111 161V160H110ZM110 161H109V163H110ZM115 161V160H114ZM164 161V162H163ZM208 161H210V159L208 158ZM216 161H218V160H216ZM220 162L219 163H221V160H219ZM247 161V160H246ZM253 161H254V163H253ZM264 160H262V162H263ZM82 162V161H81ZM87 162V161H86ZM111 162H113V161H111ZM116 162V161H115ZM114 162V163H115ZM119 162V161H118ZM121 162V161H120ZM156 162V163H155ZM198 162V163H197ZM211 162V164L213 163V165H216L217 164V162H216V164L214 163V160H212V161H210ZM224 162V164L226 163V161H223L222 160V163ZM80 163V162H79ZM78 163V164H79ZM141 163V162H140ZM146 163V162H145ZM164 163V164H163ZM242 164H241V166H239V170H241L240 169V167H242V165L244 164L243 162H241ZM244 164V165H246L247 167H245L246 169L247 168H249V166H250V164ZM73 164V165H74ZM77 163H76V166L78 167L79 165H81V163L78 165ZM84 164V163H83ZM87 164V163H86ZM95 164V163H94ZM99 163H96V166L98 167L99 165H102L103 167L105 166L106 167V164H102V163H100L99 165H98ZM167 164V165H168ZM223 164V167L225 166ZM236 164H237V162H236ZM235 164V165H236ZM61 165V164H60ZM72 165V166H73ZM91 165V164H90ZM123 165H124V163H123ZM222 165V164H221ZM227 165V164H226ZM252 165L250 166V168L252 167ZM258 165V166H257ZM75 166V167H76ZM102 166H99L98 168H100V167H102ZM112 166V165H111ZM116 166V165H115ZM217 166H218V168H217ZM216 166V171L214 172V173H216V172H219V171H217V169H223L221 166H220V164L219 165H217ZM221 168H220V167ZM261 166V165H260ZM263 166V167H262ZM262 168L264 169V165L262 164ZM74 167V171L75 170H77L76 168ZM83 167V166H82ZM120 167V166H119ZM119 167H118V170H119ZM125 167V166H124ZM140 167V166H139ZM138 167V168H139ZM190 167V168H189ZM208 167H209V169H208ZM213 167V166H212ZM229 167H227V169H230ZM252 167V169L254 170V168ZM113 168V167H112ZM116 168V167H115ZM259 168V167H258ZM258 168H257V171H259L261 168H259V170H258ZM125 169V168H124ZM123 169V170H124ZM191 169V170H190ZM233 169V168H232ZM231 169V170H232ZM234 169H237L236 167H234ZM233 169V170H234ZM72 170V169H71ZM80 170V169H79ZM78 170V171H79ZM83 170V169H82ZM115 169L113 168V170H110L111 172L112 171H114ZM133 170H135V169H133ZM138 170V169H137ZM209 170V171H208ZM212 170V171H213ZM230 170V171H231ZM232 170V171H233ZM244 170V169H243ZM248 170V171H247ZM247 170H245V171H247V172H249V175H250V173H252V171L250 172V170L249 169H247ZM73 171V170H72ZM74 171L72 172L73 174H75L74 173ZM78 171H76L77 173H78ZM81 171V170H80ZM109 171V172H110ZM117 171V170H116ZM125 171V170H124ZM211 171V172H212ZM236 171V170H235ZM238 171V170H237ZM255 171H253L254 173H255ZM256 171V172H257ZM82 172V171H81ZM119 172V171H118ZM116 173V172H114V174H121V173ZM136 172H138V171H136ZM140 172V171H139ZM178 173H180L181 174V172H180V170L179 171H177ZM210 174V175H208V173ZM224 172V171H223ZM242 172H244V171H242ZM259 172H263V170L261 171H259ZM259 172H257V173H259ZM71 173V172H70ZM71 173V174H72ZM113 173V172H112ZM124 173V172H123ZM122 173V174H123ZM129 173V172H128ZM132 173V172H131ZM157 173H158V175H157ZM213 173V174H214ZM220 173V172H219ZM246 173V172H245ZM254 173L253 174H251L249 177H253V175H254ZM257 173H256V175L255 176H257ZM264 173V172H263ZM80 174V175H79ZM79 176L77 177V176H75V177H77V178H75L76 179V181L75 182H73L72 183V185H73V187H72V189L71 188H69L71 191H73V192H76V193H78L77 191H78V189H79V192H80V189H82L84 186L82 185V184H85L86 186H87V188H93L94 187V185H96V179H95V173H94V170H93V168H88V169H86V170H83V172L82 173H80L79 172ZM100 174H102L101 172H100ZM121 174V175H122ZM180 174H177V175H180ZM190 174V175H189ZM204 174V175H203ZM218 174V173H217ZM223 174V173H222ZM222 174H220V177H221V175ZM226 174V173H225ZM228 174H229V171H228ZM247 174V173H246ZM245 174V175H246ZM76 175V174H75ZM108 175V174H107ZM106 175V176H107ZM116 175H114V177L116 178ZM145 175V176H144ZM201 175H203V177H201L200 179H199V177L201 176ZM215 175V174H214ZM219 175V174H218ZM236 175H238L237 173H236ZM259 175H260V173H259ZM262 175V174H261ZM111 176H113V175H110V177ZM118 176V175H117ZM142 176V178L144 179V184L141 182L142 180L140 179V177ZM216 176V175H215ZM228 176H230V174L228 175ZM239 176V175H238ZM74 177V176H73ZM109 176H108V180L107 181H110V179L112 178H114V177H111L110 178ZM131 177V176H130ZM148 177V176H147ZM209 177H208V181H210V179H209ZM213 177V176H212ZM211 177V178H212ZM219 177V178H220ZM241 177V176H240ZM238 178V179H241V178ZM243 177H244V175H243ZM247 177H248V174H247ZM259 177V176H258ZM263 177V176H262ZM62 178V177H61ZM64 178V177H63ZM114 178V179H115ZM120 178V177H119ZM122 178V177H121ZM164 178L165 179H167V180H164ZM174 178V177H173ZM217 178V181L219 180L218 179V177H216ZM226 178H228V179H230V178H232V176L229 178V177H227L226 176ZM73 179L74 178H72V181H73ZM78 179V180H77ZM106 179V178H105ZM104 179V180H105ZM113 179V180H114ZM131 179V178H130ZM150 179V180H149ZM223 178H221L220 180H222ZM234 179V178H233ZM237 179V180H238ZM255 179V178H254ZM259 179H261V178H259ZM263 179V178H262ZM261 179V180H262ZM104 180H102V182H100L99 181V183H103L104 182ZM148 180V181H147ZM152 180V181H151ZM175 180V179H174ZM199 180H201L202 182L201 183H203V184H201L202 186H200V188H199ZM211 180H213V178L211 179ZM224 180V179H223ZM222 180V181H223ZM230 180H232V179H230ZM237 180H235L236 182V184H237ZM242 180H244L243 178L240 180V182H238V186H233V185H236V184H234V182L233 183H231V182H227L226 180H224L223 182L221 181V184L219 185L218 183H216V180H215V184H218L219 186H215V184H214V182H212L213 183V186L214 187H217V188H214L215 189V191H214V189H213V191H211V193H213L212 194V196L215 198V200L214 201H212L211 203H213L214 202V204L213 205H211V207H209L210 206V204H208L209 206H208V210H206L205 208V210L208 212H206V211H202L201 210V212H203L204 213V215L205 216H207V214H208V216H207V218H209V217H211V215H212V218H214L213 217V215H215V219L214 220H217L216 219V217H218V219H220L219 221L217 220V222H218V224L220 223V226H222L223 225V227L224 228H226L227 230H228V233H224V234H226L227 235V237H226V240H225V238H224V240H225V245L222 247V243L220 244L221 245V248H220V251H219V249H217L218 247H214V249L212 248V250L211 251H213V250H215L213 253H214V255L213 256H209V258H211V260H210V262H208L207 260V258H206V261H207V264L209 263V264H223V262H225V261H231V260H227V259H231L232 258V260H234L235 261V263L234 264H237V261L239 260V262L241 261V262H245V263H243V264H247L248 262H251L252 264H255V262L256 261H258L260 258H259V255H260V257H262V255L264 254V216L260 219V220H263L262 222H260V220H259V222H260V224L258 225V224H252L253 226H251V225H249L248 224V222H250V221H248L249 219H252V218H250L252 215H257L258 216V213L256 214V211H257V209H256V211H253V209H255V208H258L259 206H262V208H264L263 207V205H264V202L262 201V200H258V198L255 196V198H257V200H255L254 201V199L255 198H253V200H252V194H253V192L255 191V190H257V189H253L254 191L253 192H251L250 190H249V186L247 187V185H249L246 181H247V179H246V181L244 180V181H242ZM107 181H105L104 182V186H106L107 184H109V183H107ZM115 181V180H114ZM164 181V184H162V182ZM166 181V182H165ZM248 181H249V179H248ZM67 182V181H66ZM69 182V181H68ZM111 182V185H113V181H110ZM119 182V181H118ZM121 182V181H120ZM142 183V187H141V190H142V192H141V195H140V193H139V195H136V193L137 192H134L135 191V186H137L139 189H140V184ZM243 182H246V184L244 183V186H243V184L242 183ZM47 183V182H46ZM98 183V182H97ZM140 183V184H139ZM208 183V182H207ZM259 183V182H258ZM71 184V183H70ZM69 183L68 184H66L65 186H64V184L62 185V187L61 188H63V186L64 187H70L69 185H70ZM209 184V183H208ZM208 184H205L206 186L208 185ZM210 184H211V182H210ZM209 184V186H210V188H211V186L212 185H210ZM231 184H232V186H231ZM240 184H242V185H240ZM263 184V183H262ZM99 185V188H101L100 186H101V184H98ZM204 185V186H205ZM251 185V184H250ZM259 185V184H258ZM264 185V184H263ZM59 186V185H58ZM82 186V187H81ZM103 185H102V187H104ZM209 186H207L208 188H209ZM81 187V188H80ZM97 187V186H96ZM121 187V186H120ZM247 187V189L249 190V192H251L252 194H251V196H249L250 198H251V201H250V199L248 200V201H250L249 203H251L252 204V202L254 201L255 202V204L256 205H254V202H253V205H251V204H247V198H246V196L248 197V195H246V193L248 192H246V188ZM108 188V187H107ZM119 188V187H118ZM208 188H206L205 189V191H209L210 190V188L208 189ZM231 188V189H230ZM232 188L234 189V188H237V190L236 191H234V193L232 192ZM257 188V187H256ZM45 189V188H44ZM66 189V188H65ZM69 189L68 190H66V193H67V191H69ZM77 189V190H76ZM84 189H85V187H84ZM139 189H138V192H139ZM203 189V187L201 188V190ZM208 189V190H207ZM212 189V188H211ZM262 189H264V188H262ZM63 190V189H62ZM62 190H59L60 192L62 191ZM75 190V191H74ZM98 190V189H97ZM101 190H104V189H101ZM140 190V191H141ZM201 190H200V192H201ZM235 190V189H234ZM42 191V190H41ZM47 191V190H46ZM71 191H69V193H71ZM84 191V190H83ZM105 191V190H104ZM204 191V192H205ZM231 191V192H230ZM64 192H65V190H64ZM63 191H62V195H65V193H64ZM71 193V194H73V196H74V193ZM88 192V191H87ZM159 192H158V195H159ZM233 193L232 194V197L230 196L231 194H229L228 195V193ZM259 192V191H258ZM258 192H257V195H258ZM53 193H55V192H53ZM59 193V192H58ZM64 193V194H63ZM68 193V194H69ZM81 193V192H80ZM32 194V193H31ZM70 194V195H71ZM79 194V193H78ZM96 194V193H95ZM207 195H205V194H202V195H204V197L206 196H208V195H211V194H209L208 192L206 193ZM248 194H250V193H248ZM262 194V193H261ZM60 195V194H59ZM59 195H57V196H59ZM70 195H67L66 194V196L69 198L70 197ZM83 195V194H82ZM97 195V194H96ZM145 195L147 196V197H145ZM202 195H200V196H202ZM227 195L229 196L228 198H227ZM254 195H256V193H254ZM75 196H77V195H75ZM138 196V197H137ZM155 196V195H154ZM153 195L151 196V197H153V198H151V199H153L154 200V198L157 196V194H156V196L154 197ZM65 197V196H64ZM64 197H62V198H64ZM66 197V198H67ZM78 197H79V195H78ZM116 197V196H115ZM114 197V198H115ZM136 197V198H135ZM209 197V196H208ZM207 197V198H208ZM212 197V198H213ZM58 198H60V197H58ZM71 198H72V195H71ZM71 198H69L68 200H72ZM110 198V197H109ZM119 198V197H118ZM198 198V197H197ZM196 198V199H197ZM212 198H210V200L212 199ZM231 198V199H230ZM261 198H264V197H261ZM260 198V199H261ZM73 199H75V198H73ZM115 199H117V198H115ZM137 199H136V201H137ZM151 199H149L150 201H151ZM156 199V198H155ZM227 199V200H226ZM228 199H230V201L228 200ZM65 200V199H64ZM64 200L62 199V204H63V202H64ZM96 200H97V197H96ZM157 200V199H156ZM206 200V199H205ZM209 200V199H208ZM208 200H206V201H208ZM210 200L208 201V203L210 202ZM217 200V201H216ZM224 200V201H223ZM225 200L226 201H228L226 204H225ZM61 201V200H60ZM66 201V200H65ZM73 201V200H72ZM75 201H76V199H75ZM80 201V200H79ZM78 201V202H79ZM91 201V200H90ZM82 202L81 204H82V206L80 205V207H81V213L83 214V210H86L87 208H89L90 206V204L92 203V202ZM114 201V200H113ZM125 201H126V203H125ZM220 201H223V203L225 204L224 206L222 205V203L220 202ZM245 201H247L246 203H245ZM259 201H261L263 204L261 205V203L258 205V202ZM70 202V201H69ZM68 201H67V204L69 203ZM78 202H76V204L78 203ZM115 202H118V201H114L113 203H115ZM141 202V201H140ZM158 202H156L157 204H158ZM202 202H205V201H202ZM216 202V203H215ZM257 202V203H256ZM42 203V202H41ZM66 203V202H65ZM70 203H72V202H70ZM69 203V204H70ZM141 203H143V202H141ZM220 203H221V206H220ZM93 204V203H92ZM100 204V203H99ZM106 204V203H105ZM137 205L139 204L138 202L136 203ZM205 204V203H204ZM245 204L246 205H251L250 207H252L251 209H252V212H253V214L251 213V215H250V217H248V215L250 214V213H245L246 214V217H247V221L248 222H243L245 219L243 218H237L239 215L241 216V214L239 213L241 210H243V208H244V206H245ZM53 206V205H52ZM59 206V205H58ZM60 206H62V205H60ZM130 206V207H129ZM150 206H151V204H150ZM256 206H258V207H256ZM49 207V206H48ZM66 207V206H65ZM114 207H119V209L117 208H114ZM140 207V206H139ZM141 207H142V204H141ZM149 207V206H148ZM207 207V206H206ZM247 207H249V206H245V208H246V210L247 209H249V208H247ZM50 208V207H49ZM67 208V207H66ZM65 208V209H66ZM193 208V209H192ZM260 208V207H259ZM262 208H260V210L262 209ZM55 209V208H54ZM69 209V208H68ZM67 209V210H68ZM108 209V208H107ZM203 209V210H204ZM33 210V209H32ZM78 210V209H77ZM75 211V212H77V213H79L80 214V212H78V211ZM155 210V209H154ZM191 210H192V212H191ZM239 210V212H235V211H238ZM259 210V209H258ZM102 211V210H101ZM130 211V212H129ZM134 211V212H133ZM164 211V212H163ZM248 212L250 211V210H247ZM153 212V213H152ZM196 212V211H195ZM206 212V213H205ZM234 212V214H232ZM245 212V210H243V212H241V213H244ZM255 212V213H254ZM262 212V211H261ZM67 213H70V212H67ZM66 213V214H67ZM76 213V214H77ZM85 213H86V211H85ZM84 213V214H85ZM89 213H91V212H89ZM95 213V212H94ZM236 213V214H235ZM127 214V215H128ZM132 214H131V217H133L132 216ZM156 214V215H155ZM202 214V213H201ZM216 214L218 215V216H216ZM237 214H239V215H237ZM261 213L259 212V215H260ZM68 215V214H67ZM66 215V216H67ZM71 216H72V214H70ZM69 215V216H70ZM198 215V214H197ZM202 216V218L205 220L206 219V217L205 216ZM233 215H235L234 217H233V223H231V218H232V216ZM38 216V215H37ZM69 216H67L68 218H70V219H72L71 217H69ZM135 216V215H134ZM192 216V215H191ZM201 216V215H200ZM245 216V215H244ZM256 216V217H257ZM261 216V215H260ZM74 217H79V215L78 216H74ZM193 217V216H192ZM205 217V218H204ZM236 217V218H235ZM80 218V217H79ZM123 218L125 219V221H127V222H125L124 220H123ZM134 218V217H133ZM137 218H134V219H137ZM156 218H158V223H155V221L157 222V220H154V219H156ZM197 218V216L195 217V219ZM201 218V217H200ZM235 218V219H234ZM65 219V218H64ZM69 219V220H70ZM151 219H153V221H152V223H151ZM190 219V218H189ZM202 219V220H203ZM231 219V220H230ZM240 219V221H242L243 223H245L244 224V226H246L247 224H248V226H246V227H243V233H241L240 231V226H241V228H242V225L241 224H239V223H241L240 221H239V223H237L238 222V220ZM65 220H67V218L65 219ZM75 220H76V218H75ZM75 220L73 219V221H74V223H75ZM78 221H80L79 219H77ZM77 220H76V222H77ZM121 220V223L122 224H120V222H117V221H120ZM137 220H139V219H137ZM201 220V219H200ZM203 220V221H204ZM207 220V219H206ZM213 220V219H212ZM236 222H235V221ZM252 220H257V219H252ZM251 220V221H252ZM68 221V220H67ZM87 221V225H85V222ZM96 221V222H95ZM136 221V220H135ZM208 221H209V219H208ZM210 221H211V219H210ZM254 221H252L251 223H253ZM36 222V221H35ZM71 222V221H70ZM103 222V221H102ZM115 222H117V223H115ZM138 222L139 223H141L139 226H138ZM150 222V223H149ZM153 222H154V224H153ZM190 222H192V223H190ZM196 222H194V223H196ZM212 222H214V221H212ZM211 222V223H212ZM216 222V221H215ZM217 222H216V225H217ZM60 223V222H59ZM67 223V222H66ZM65 223V224H66ZM120 224V228L119 229H121V226H124L123 228L124 229H122V230H120V235H122V237L123 238H125L124 239V241H125V243L123 244V242H122V240H123V238H121V239H119V241L120 242H122L121 244H120V242H118V239H116L115 237L111 240L110 239V236H109V234L111 233V231L112 230H114L115 231V229H116V232L118 233V231H119V229L117 228V226H115V227H112V224L114 225V224H117V225H119ZM188 223V224H187ZM199 223V224H198ZM208 223V222H207ZM210 223V225L209 226H211L210 228H212V225H213V223L211 224ZM235 223V224H234ZM258 223V222H257ZM64 224V223H63ZM64 224V225H65ZM129 224L131 225V226H129ZM135 224V223H134ZM205 224H206V227H205ZM58 225V224H57ZM104 225V226H105ZM186 225H188L189 226V228L186 226ZM215 225V223H214V227H216V232L217 233H219L220 231L218 230V229H220L219 227V225H217V226H219V227H217ZM254 225H256L255 227H254ZM55 226V225H54ZM71 226H74V230H73V232H71L72 234V237H74L75 238V236H73V235H76V237L77 238H75L76 240L77 239H79L80 238V236H82V229H80L77 225H74V224H72ZM78 228H77V227ZM89 226H92V227H89ZM196 226V227H197ZM193 227V226H192ZM203 227V228H202ZM223 227H221V229H222V231L224 230L223 229ZM249 228V230H251L250 229V227H252V228H254L253 230H251V231H249L248 232V228ZM73 228V227H72ZM112 228H115V229H112ZM218 228V229H217ZM247 228V231L245 232V229ZM118 229V230H117ZM209 229V228H208ZM215 229V228H214ZM220 229V230H221ZM66 230V229H65ZM94 230H95V228H94ZM212 230H213V228H212ZM55 231V230H54ZM89 231V230H88ZM113 231V232H114ZM214 231V235H216V232ZM64 232V231H63ZM112 232V233H113ZM210 232V231H209ZM224 232H226V230H224ZM51 233V232H50ZM49 233V234H50ZM92 233V234H93ZM118 233V234H119ZM202 233H204L203 235H202ZM114 234H116V233H114ZM113 235V234H112ZM210 235V234H209ZM217 235H219V234H217ZM66 236V235H65ZM166 236H168V237H166ZM220 236V235H219ZM218 236V237H219ZM62 237V236H61ZM71 237V236H70ZM83 237V236H82ZM108 237H109V239H108ZM112 237V236H111ZM119 237V236H118ZM160 237H163L161 240L163 241V243H160L159 242V240H160ZM205 237V236H204ZM210 237V236H209ZM212 237V236H211ZM224 237H225V235H224ZM165 238V239H164ZM168 239V241H167V239ZM199 238H200V240L201 241H199ZM206 238H208V236L206 237ZM214 238V237H213ZM222 238H223V236H222ZM43 239V238H42ZM81 239V238H80ZM159 239V240H158ZM210 239V238H209ZM212 239V238H211ZM211 239H210V241H211ZM218 239V238H217ZM221 239V238H220ZM76 240H74V242L76 241ZM82 240V239H81ZM205 240V239H204ZM203 240V242H205ZM207 241H208V239H206ZM215 239H213V241H214ZM59 241V240H58ZM70 241V240H69ZM68 241V242H69ZM130 241V242H129ZM138 240H136V242H137ZM209 241V242H210ZM221 241V240H220ZM56 242V241H55ZM72 242V241H71ZM134 242L135 241H133V244H134ZM164 242H168L167 243V245H165L164 244ZM192 242H193V244H192ZM209 242H208V244H209ZM215 242H216V240H215ZM77 243V242H76ZM76 243H73V247H74V245L76 244ZM79 243H80V241H79ZM79 243H77V244H79ZM178 244L177 245V247L179 246V244L180 245H182V248H183V250L185 251V253H184V255H185V260L187 261V260H189L188 261V263H185L184 261H182V259H184L183 257H182V255L181 254H179L178 255V253L176 254V256H177V258L178 257H180V258H182L180 261H173L172 262V259H173V256H174V253L173 254H170V253H172V252H170L171 251V248H173L172 250H173V252L174 251H176L177 252V249H175V245H173V244ZM217 243V242H216ZM215 243V244H216ZM220 243V242H219ZM51 245H52V243H50ZM70 244H72V243H70ZM129 244V245H128ZM136 244H139V241H138V243H136ZM192 244V248H191V246L189 247V245H191ZM203 244V243H202ZM67 245V244H66ZM83 245V244H82ZM209 245H212L211 243L209 244ZM214 245V244H213ZM50 246V245H49ZM48 246V247H49ZM79 246V245H78ZM131 246V247H130ZM208 246V245H207ZM216 246H218V245H216ZM236 246V247H235ZM57 247V246H56ZM66 247H68V246H66ZM76 247V246H75ZM84 247V245L82 246V248ZM89 247V246H88ZM113 247V248H112ZM194 247V248H193ZM50 248V247H49ZM61 248V247H60ZM72 248V247H71ZM86 248V247H85ZM181 248V247H180ZM77 249H78V247H77ZM117 249V248H116ZM175 249V250H174ZM190 249H193V250H190ZM204 249H206V248H204ZM209 249V248H208ZM210 249H211V247H210ZM218 250V252H217V250ZM47 250V252H49V253H51V250H54L53 252L55 253V250L56 249H53V248H50V249H45V251ZM63 250V249H62ZM67 250H69V247H68V249ZM79 250V249H78ZM81 250V249H80ZM131 250H132V248H131ZM182 250V251H183ZM73 251V250H72ZM108 251H106V252H108ZM179 251V253H180V251H181V249L180 250H178ZM183 251V252H184ZM201 251V250H200ZM211 251H207V253L208 252H211ZM46 252V253H47ZM61 252V251H60ZM62 252H65V251H62ZM70 252V251H69ZM78 252V251H77ZM103 252V253H102ZM202 252H203V250H202ZM206 252V251H205ZM216 252V253H215ZM56 253H57V251H56ZM72 253V252H71ZM81 253V254H82ZM108 253H110V252H108ZM182 253V252H181ZM196 253V252H195ZM194 253V254H195ZM198 253H200V252H197V254ZM39 254V253H38ZM42 254V253H41ZM51 254H53V253H51ZM58 254V253H57ZM64 254V253H63ZM80 254V253H79ZM78 254V255H79ZM107 254V253H106ZM106 254L104 255V258L101 256V258H103V259H105L106 258V260H107V262H108V257L106 256ZM131 254V255H130ZM203 253H201V255H202ZM210 254V253H209ZM64 255H66V254H64ZM171 255H173L172 257H170ZM40 257H38V256H36V258H37V260H36V262H35V264L37 263H40V262H42L40 259H42L43 257H41V255H39ZM106 256V257H105ZM122 258H121V257ZM175 256V257H176ZM200 256V255H199ZM205 256H207V254L205 255ZM124 257V258H123ZM191 257V258H190ZM194 257V261H193V258ZM247 259H249V261H245L246 260V258ZM35 258V257H34ZM35 258V259H36ZM55 258H56V256H55ZM126 258H127V260H126ZM128 258H130V259H128ZM172 258V259H171ZM176 258V259H177ZM187 258H190V259H187ZM203 258H204V254H203ZM202 258V256H201V259L202 260H204ZM245 258V259H244ZM35 259L33 260V261H35ZM57 259V258H56ZM83 259V260H82ZM175 259V260H176ZM258 259V260H257ZM262 259L263 258H261V262H264V259H263V261H262ZM39 260V262H37ZM45 260V259H44ZM47 260V259H46ZM58 260V259H57ZM56 260V261H57ZM97 261H98V259H96ZM96 260H94V262H96ZM197 260H199V259H197ZM197 260H196V262H197ZM237 260V261H236ZM55 261V260H54ZM105 261V260H104ZM205 261V260H204ZM51 262V261H50ZM62 263L63 264V262H60V259H59V261H57L56 263L57 264H59V263ZM195 262V263H196ZM200 262V261H199ZM199 262H197V263H199ZM232 262V261H231ZM239 262H238V264H239ZM32 263H34V262H32ZM75 263V262H74ZM98 262H96V264H97ZM194 263V264H195ZM102 264V263H101ZM199 264H201V263H199ZM229 264V263H228ZM232 264V263H231ZM241 264V263H240ZM256 264H257V262H256ZM258 264H260V263H258ZM262 264V263H261ZM264 264V263H263Z\"/></svg>",
	"mask_w": 264,
	"mask_h": 264
}]
</instances>
